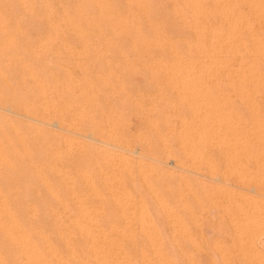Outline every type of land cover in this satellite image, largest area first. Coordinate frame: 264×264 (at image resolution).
<instances>
[{
    "label": "rangeland",
    "instance_id": "1",
    "mask_svg": "<svg viewBox=\"0 0 264 264\" xmlns=\"http://www.w3.org/2000/svg\"><path fill=\"white\" fill-rule=\"evenodd\" d=\"M10 1V2H9ZM15 1V2H14ZM20 1V2H19ZM27 1V2H26ZM31 1V2H30ZM34 0L32 2V0H0V66L2 70L0 68V92H3L0 94V110L4 111V112H0V233L2 234L3 231L8 232V231H16L20 228L23 227H28L31 225L32 226H44L43 230L41 231H37L31 234H28L27 237L23 238L22 241H20L21 243L17 244V245H4L1 243L0 241V264H12L13 261H15L14 259H16L17 256H21V255H32L35 252V248L36 246H46V244L48 245L49 243H53L54 241H56L58 238L60 239H66L67 240V245H65L62 250L64 252L67 251V253L73 252L74 250H76L75 248H77V246H81V243H85L91 247V249L89 250L91 253V257L90 260L88 261L90 264H130L131 261L128 260H119V259H115V257L112 255V252H114L115 250H117L118 248H122V250H124L125 248H129V246L133 247L135 246H146L148 247V250L150 251L149 254H147L148 256L144 258V261H140L138 264H160V262L162 260H167L168 264H227L226 259L222 256L221 253H218L217 250L215 251V249H219V252L223 251V253L226 255V257H228V260L231 261L232 259H235L237 262H239L240 264L244 263L245 261L243 259H239L237 257L236 254V236H235V232L233 227L230 225V223L228 222V220H226V217L224 218V215L222 214V208L224 207L223 204L225 205L227 203V197H221L218 198L217 196L219 195L218 192V186L219 187H225V188H230V186L232 185V187L230 189H234L236 188L235 184H237L238 180L237 177L234 175H226L224 177V182H220L221 180H215V178H212L210 176V172L212 173V168L218 170V172H220L219 174L224 173V171H226L227 169H229L230 167L227 165V163L224 160L223 157V149L221 147H213L211 145H205V143H198L199 141L196 139H199L201 136L198 132L201 131V127L203 124V120L205 118H203V116L205 114H202L203 112H205L206 110L203 109L202 111V107L203 108H210L212 110V108L209 105V101H207V94H212V103H215L216 98H218V90H219V86L218 84L216 85V83H214L215 78L213 77L215 74L214 68V64L212 62H214V60L212 59L213 56L210 53H213V50H215V41L216 40H212V39H216L213 38L215 37L213 34V36L211 37L209 34L208 29L207 30H198L194 29L195 26H198L200 24H204L207 23L206 21H204V23L200 20L198 21V19L192 17L189 13V5L186 3V0H151V2H153L151 4V2H149L148 0H135V2L137 1V3L134 2V0H129V2L131 4H127L128 0H125L126 2H124V0H106L105 3L102 4L101 0ZM48 1V2H47ZM59 1V2H58ZM62 1V2H61ZM69 1V2H67ZM85 1V2H84ZM123 1V2H122ZM185 1V2H184ZM47 2V3H46ZM64 2V3H63ZM75 2V3H74ZM78 4H77V3ZM101 2V3H100ZM111 2V3H110ZM114 2V4L112 3ZM120 2V3H119ZM128 2V3H129ZM160 2V3H159ZM163 2V3H162ZM168 2V3H167ZM176 4H175V3ZM28 5H27V4ZM32 5H31V4ZM38 3V4H36ZM52 3V4H50ZM54 4L55 8H54ZM67 3V4H66ZM81 3V4H80ZM83 3V4H82ZM123 3V4H121ZM125 3V4H124ZM133 3V4H132ZM183 3V4H182ZM34 4V6H33ZM36 4V5H35ZM61 4V6H60ZM66 4V5H65ZM75 4V5H74ZM80 4V7H79ZM86 4V5H85ZM99 4V5H98ZM106 4V5H105ZM113 4V5H111ZM118 4V5H117ZM135 4V5H134ZM141 4V5H140ZM160 4V6H159ZM162 4V5H161ZM173 4V5H171ZM10 7H8V6ZM28 7H27V6ZM51 5V6H50ZM149 5V6H148ZM151 5V6H150ZM169 5V6H168ZM177 5V7H175ZM15 6V7H13ZM33 7V8H30ZM101 6V7H100ZM105 6V7H102ZM123 8H122V7ZM127 6V7H126ZM128 6L130 7L128 10ZM132 6V7H131ZM135 8H134V7ZM137 6V7H136ZM146 6V7H145ZM159 6V7H158ZM167 6V7H166ZM179 6V7H178ZM239 6H241L239 4ZM38 7V8H37ZM52 7V8H51ZM61 7V8H60ZM64 7V8H63ZM77 7V8H76ZM90 7V8H88ZM106 7L108 9H106ZM115 7V8H114ZM116 7L118 8L119 11H117ZM125 7V8H124ZM139 7V8H138ZM145 7V8H144ZM150 7V8H149ZM156 7H158V9H156ZM163 7V8H162ZM172 7V8H171ZM183 7V8H181ZM29 8V9H26ZM35 8L37 10V12L35 11ZM70 8V9H69ZM81 8H84L86 10H83ZM127 8V9H126ZM134 8V9H133ZM142 8V9H141ZM168 8V10H167ZM178 9L176 11V9ZM188 8V9H187ZM2 9V10H1ZM24 9V10H23ZM32 9V10H30ZM58 10L59 12L55 11ZM66 9V10H65ZM79 9V11H78ZM96 9V10H95ZM125 9V10H124ZM135 9H138L139 11H135ZM145 9L148 11H145ZM152 9V11H151ZM161 9V10H160ZM27 10V11H26ZM30 10V11H29ZM47 10V11H45ZM53 12H52V11ZM66 14H65V11ZM77 10V11H76ZM101 10L103 12H101ZM142 10V11H140ZM164 10V11H163ZM172 12H171V11ZM176 12H175V11ZM180 10V12H179ZM185 10V11H183ZM188 10V11H187ZM21 11V12H20ZM41 11V13H40ZM55 11V12H54ZM63 13H62V12ZM68 11L70 12V15L68 13ZM83 11V12H82ZM85 11V12H84ZM89 11V12H88ZM109 11V13H108ZM112 11V12H111ZM120 11H123V14ZM126 11V12H125ZM130 11V13H128ZM160 11V12H159ZM163 11V12H162ZM168 11V12H166ZM22 12H24L22 15ZM25 12H26V16H25ZM30 12V13H29ZM33 12V13H32ZM48 12V13H47ZM51 12V13H50ZM79 12V13H78ZM114 12V13H113ZM135 12V13H133ZM151 12V13H150ZM186 14H184V13ZM21 13V14H19ZM29 13V14H28ZM36 13V14H35ZM45 13V14H44ZM58 13H60L61 15H58ZM84 13V14H82ZM87 13V14H86ZM91 13V14H90ZM101 13V14H100ZM107 13V14H106ZM115 15H113V14ZM125 13V16H124ZM140 13V14H139ZM145 13V14H144ZM149 13V14H148ZM157 13V14H156ZM171 13H175L172 14ZM191 13V12H190ZM35 14V16L33 15ZM52 14V15H51ZM63 14V16H62ZM82 14V15H81ZM97 14V16H96ZM110 14V15H109ZM137 14V17L135 16ZM139 14V15H138ZM144 14V15H143ZM147 14V15H146ZM180 14V15H179ZM12 15V16H11ZM45 15V16H44ZM69 17H68V16ZM73 17H72V16ZM100 15V16H99ZM110 17L108 16H111ZM131 15V16H130ZM134 15V16H132ZM142 15V16H141ZM146 15V16H145ZM7 16L6 19H4ZM9 16V17H8ZM28 16V17H27ZM54 16V18L52 17ZM57 16V17H55ZM61 16V17H60ZM74 16H76L77 18H75ZM88 16V18L86 17ZM124 16V17H122ZM127 16V17H126ZM170 16V17H169ZM189 16V17H188ZM12 17V18H10ZM52 17V18H51ZM65 17V18H62ZM91 17V19L89 18ZM95 17V19L93 18ZM99 17V18H97ZM109 19H107V18ZM141 17V18H139ZM182 17V18H181ZM187 17V18H186ZM11 20V22L9 21V19ZM23 18V21L22 19ZM81 18V19H80ZM97 18V19H96ZM125 18V19H124ZM128 18V20H127ZM148 21L147 23V20ZM150 18V19H149ZM158 18V20H157ZM161 18V19H160ZM4 19V20H3ZM8 19V20H7ZM14 19V21L12 20ZM17 19V20H16ZM25 19V20H24ZM49 19V21H48ZM52 19V20H51ZM54 19V20H53ZM59 19V20H57ZM61 19V20H60ZM71 19V20H69ZM74 19V20H72ZM87 19V21H86ZM93 20L90 21V20ZM100 19V20H99ZM143 19V20H142ZM164 19V20H162ZM47 20V22H46ZM64 22H63V21ZM66 20V21H65ZM69 20V21H68ZM85 22H84V21ZM162 23H160V21ZM5 23H4V22ZM20 21V23H19ZM61 23H59V22ZM77 21V22H76ZM82 21V22H81ZM95 21V22H94ZM99 21V23H98ZM107 21V22H106ZM111 21V23H110ZM113 21V22H112ZM118 21V23L116 22ZM157 21V22H156ZM195 21V22H193ZM219 21H223L218 20ZM56 22V23H55ZM67 22V23H66ZM90 22V23H88ZM101 22V23H100ZM128 22V24H127ZM159 22V23H158ZM189 22V23H188ZM198 22V23H197ZM200 22V23H199ZM202 22V23H201ZM209 24H211V21H208ZM26 23V24H25ZM55 23V24H54ZM58 23V24H57ZM75 23V24H74ZM79 23L78 27L77 24ZM81 23H83L81 25ZM95 23V24H93ZM113 23V24H112ZM121 23V24H120ZM123 23V24H122ZM130 23V25H129ZM141 23V24H140ZM150 23V24H149ZM222 25V22H220ZM216 24V25H220ZM5 24V25H4ZM12 24V25H11ZM21 24V25H20ZM23 24V25H22ZM60 24V25H59ZM73 24V25H72ZM95 26H93V25ZM148 24V25H147ZM186 24V25H185ZM190 24V25H189ZM194 24V25H193ZM196 24V25H195ZM208 24V23H207ZM205 24V25H207ZM16 25V26H15ZM25 25V27H24ZM62 25L64 26V28L62 27ZM71 25V26H70ZM76 27H75V26ZM93 26L91 28V26ZM132 25V26H131ZM135 25V26H133ZM154 25V26H153ZM161 25V26H160ZM193 25V26H192ZM21 26V27H20ZM55 26V28H54ZM62 29H60L61 27ZM66 26H68L66 28ZM81 26V27H80ZM86 29L85 31L82 30L83 28ZM111 28H110V27ZM115 26V27H114ZM143 26V27H142ZM152 26V27H151ZM156 26V27H155ZM192 26V27H191ZM7 29H4L6 28ZM9 27V28H8ZM32 29H30V28ZM54 29H53V28ZM59 27V28H58ZM72 27V28H71ZM73 27L75 29H73ZM86 27V28H85ZM91 29H90V28ZM100 27V28H99ZM108 27V28H107ZM117 27V29H116ZM120 27V30H118ZM155 27V28H153ZM160 27V28H159ZM162 27V29H161ZM185 27H189L190 30L186 29ZM16 28V29H14ZM30 30H29V29ZM97 30H95V29ZM193 28V29H192ZM14 29V30H13ZM59 29V30H58ZM64 29V31L62 32V30ZM81 29V30H79ZM90 29V31H89ZM128 29V30H127ZM137 29V31H136ZM149 29V30H148ZM152 29V30H150ZM157 31V33L153 30ZM22 30V31H21ZM27 30V31H26ZM48 30V31H47ZM50 30V31H49ZM66 30H67V35H66ZM73 30V31H72ZM94 30V31H93ZM99 30V31H98ZM104 30L106 32H104ZM117 30V31H115ZM123 33H122V31ZM142 30V31H141ZM146 33H145V31ZM148 30V31H147ZM165 35H163L160 31ZM168 32H167V31ZM193 30V33L191 32ZM16 31V33H15ZM29 31V32H28ZM32 31V32H31ZM34 31V34L32 35ZM37 31V33H36ZM56 31V32H55ZM60 32V37L58 36V33ZM81 31V32H80ZM87 31V32H86ZM126 31V32H125ZM129 31V32H128ZM153 33H152V32ZM170 31V32H169ZM207 32L205 34V32ZM222 31L224 32L225 30H223L222 27ZM9 32V33H8ZM25 32V33H22ZM41 32V35H40ZM49 32V33H47ZM51 32L53 34H51ZM56 34H55V33ZM58 32V33H57ZM82 32L85 33L82 36ZM95 32V33H94ZM120 32V33H119ZM141 32V33H140ZM159 32V34H158ZM188 32V33H187ZM226 32V31H225ZM63 33V34H61ZM73 33V34H72ZM79 33V34H78ZM98 33V34H96ZM129 33V34H128ZM136 33V34H135ZM146 35H144V34ZM152 33V34H151ZM155 33V34H154ZM169 33V35H168ZM186 35H184V34ZM193 35H191V34ZM196 33V35H195ZM198 33V34H197ZM16 37H15V35ZM44 34V36H43ZM90 34V35H88ZM129 36H128V35ZM139 34V35H137ZM154 34V35H153ZM158 34V35H157ZM202 35L201 37L199 36ZM209 34V35H207ZM10 35V36H8ZM18 35V36H17ZM21 35V36H20ZM43 40H40V37ZM54 35V36H53ZM63 35V36H62ZM76 35V36H75ZM100 35V36H99ZM142 35V36H140ZM148 35V36H147ZM153 35V36H152ZM163 35V37L165 38H161L160 36ZM171 35V36H170ZM190 35V36H189ZM195 35V36H194ZM207 35V36H206ZM5 36V37H4ZM14 36V37H13ZM53 36V38L51 37ZM56 36V37H55ZM62 36V37H61ZM65 36V37H64ZM128 36V37H127ZM135 36V37H134ZM137 36H140V38H138ZM145 36V37H144ZM149 36H152V40H150V38H147ZM156 36V37H155ZM187 36L189 38H187ZM191 36H193L192 38H190ZM198 36V37H197ZM208 38L205 40V38ZM210 36V37H209ZM10 37V38H8ZM44 37V38H43ZM57 39H55V38ZM86 37V38H85ZM94 37V38H93ZM101 37V38H100ZM147 38V40H143L142 39ZM12 38H17V40H13ZM51 38V39H50ZM68 41H66L65 39ZM91 42H89L90 40ZM96 38V41H95ZM138 38V39H137ZM163 41H159L161 39ZM169 38V39H168ZM170 38H172L170 40ZM185 38V39H184ZM187 38V39H186ZM203 42H202V40ZM212 38V39H211ZM9 39V40H8ZM21 39V41L19 40ZM25 39V40H24ZM27 39V40H26ZM50 39V41H49ZM55 39V41L53 42V40ZM62 41H61V40ZM86 39V40H83ZM98 39V40H97ZM105 39V42H104ZM135 39H137L135 41ZM140 39V40H139ZM178 39V41H177ZM190 39V42L189 40ZM3 40V41H2ZM30 42H29V41ZM64 40V41H63ZM101 40V41H100ZM133 40V42H132ZM167 40V41H166ZM191 40H195V41H191ZM198 40V41H197ZM207 40H211L210 42ZM9 41V42H8ZM41 41V42H40ZM81 41V42H80ZM100 41V42H99ZM107 41V43H106ZM110 43H109V42ZM155 41V42H154ZM157 41V42H156ZM171 41V42H170ZM182 45H181V43ZM183 41V42H182ZM199 41H201V44H199ZM208 43H207V42ZM2 42V43H1ZM4 42H7L4 44ZM13 42H16L17 44H13ZM19 42V43H18ZM21 42V43H20ZM46 44H43V43ZM53 42V43H52ZM58 42L61 44H58ZM63 44H62V43ZM65 42V44H64ZM86 42V43H85ZM89 42V43H88ZM97 42V43H94ZM150 42V43H149ZM170 42V43H167ZM192 42V43H191ZM196 42V43H195ZM37 43V44H36ZM41 43V45H40ZM52 43V45H51ZM145 43V44H143ZM147 43V44H146ZM153 45H152V44ZM156 43V44H155ZM161 45H159V44ZM191 43V46L193 47L188 49ZM27 44V45H26ZM50 46H48V45ZM57 47H55L56 45ZM82 44V45H80ZM97 44V45H96ZM102 44V45H101ZM135 44V45H133ZM137 44V45H136ZM142 44V45H141ZM158 44V45H157ZM167 44V45H166ZM170 44V45H169ZM177 44V46L175 45ZM206 46H205V45ZM212 44H214L213 46H211ZM10 45V46H9ZM16 45V47H15ZM25 45V46H23ZM30 45V46H29ZM59 45V47H58ZM64 45V46H63ZM69 45V46H68ZM88 45V46H87ZM96 45V47H95ZM100 47H99V46ZM106 45V46H105ZM150 45V46H149ZM152 45V46H151ZM157 47H156V46ZM172 46L167 47V46ZM185 45V46H184ZM201 45V46H198ZM20 46H22V48H20ZM81 48H79V47ZM103 46V47H102ZM155 46V47H154ZM161 46V47H160ZM165 47V49L163 47ZM175 48H174V47ZM188 46V47H187ZM204 46V47H203ZM209 46V47H208ZM12 47V48H11ZM14 47V48H13ZM26 47V49H25ZM33 47V48H32ZM37 47V48H36ZM44 49H43V48ZM53 47V49H52ZM83 47H84V51H83ZM99 47V48H98ZM139 47V48H138ZM142 47V48H141ZM147 47V48H146ZM184 47V49H183ZM200 47L202 48V50H200ZM208 49H205V48ZM212 47V48H211ZM214 47V48H213ZM8 48V49H7ZM19 48V49H18ZM37 51H35L34 50ZM47 48V49H45ZM49 48V51H48ZM55 48V49H54ZM58 48V49H57ZM88 48V49H87ZM141 48V50H140ZM170 48V49H169ZM173 48V50H172ZM178 48V49H176ZM180 48V49H179ZM182 48V49H181ZM186 48V50H185ZM7 49V51H6ZM57 49V50H56ZM81 49V50H80ZM138 51H137V50ZM152 49V50H151ZM156 49V50H155ZM159 49V50H158ZM161 49V50H160ZM167 49L169 51H167ZM176 49V50H175ZM188 49V50H187ZM204 49V50H203ZM15 50V51H14ZM17 50V51H16ZM25 50V51H24ZM40 52H39V51ZM53 50V51H52ZM163 50H165L163 52ZM175 50V53L172 51ZM190 50V51H189ZM197 50H199L197 52ZM206 50H212V51H208L207 53ZM21 53H18V52ZM34 52L31 54V52ZM158 51V52H157ZM182 51V52H181ZM186 51V52H185ZM202 53H201V52ZM15 54H13V53ZM85 52V53H83ZM155 52V53H154ZM161 52V53H160ZM167 52H168V56H167ZM181 52V54L179 55V53ZM190 53V54H187ZM195 52V54H194ZM210 52V53H209ZM17 53V54H16ZM39 53L42 55H39ZM45 55H43V54ZM90 53V54H89ZM102 53V54H101ZM165 53V55H163ZM171 53V54H170ZM182 53H186L185 55H183ZM200 53V54H198ZM209 53V54H208ZM10 54V55H9ZM23 54V56H22ZM26 54V55H25ZM28 54V55H27ZM94 54V55H93ZM104 54V55H103ZM153 54H155L156 56H152ZM177 54V55H176ZM202 54V58L201 57ZM208 54V55H207ZM12 55V57H11ZM39 55V56H38ZM75 55V56H74ZM91 55V56H90ZM100 56V57H95V56ZM103 55V56H102ZM107 55V56H105ZM174 55L173 58H170V56ZM190 55V56H189ZM4 56V57H3ZM15 58H14V57ZM17 56V57H16ZM25 56V58H24ZM27 56V57H26ZM35 56V57H34ZM73 56L76 58L73 59ZM162 56V57H161ZM165 58H164V57ZM186 56V57H185ZM188 56V57H187ZM193 56V57H192ZM195 56V57H194ZM199 58H197V57ZM205 56V57H204ZM208 56V57H206ZM210 56V57H209ZM2 57V58H1ZM19 57V58H18ZM87 57V58H86ZM156 57V58H154ZM160 57V58H159ZM169 57V58H168ZM38 58V59H37ZM72 60H71V59ZM92 58V59H91ZM101 58V59H99ZM120 58V64L117 63V59ZM161 62H160V60ZM181 58H187V60L181 59ZM190 58V60H189ZM195 58V60H194ZM208 58V59H207ZM65 59V60H64ZM80 59V60H79ZM158 59V60H157ZM170 59V60H168ZM178 59V60H177ZM180 59V60H179ZM198 59V60H197ZM206 59V60H204ZM4 60V61H3ZM11 60V62H10ZM16 60V61H15ZM21 60V61H20ZM26 60V62H25ZM28 60V61H27ZM33 60V61H32ZM90 60V61H89ZM98 60V61H95ZM103 60V61H102ZM116 60V62L114 63V61ZM122 60V61H121ZM156 60V62H155ZM163 60V61H162ZM165 60H167L166 62H164ZM201 62H200V61ZM213 60V61H212ZM18 61V62H17ZM33 63H32V62ZM67 61V62H65ZM69 61V62H68ZM92 61V62H91ZM106 61V62H105ZM108 61H110L108 63ZM112 61V62H111ZM180 61V63H179ZM189 61V62H188ZM204 61V63H203ZM207 63H206V62ZM211 61V62H209ZM9 62V63H8ZM17 62V63H16ZM36 62V63H35ZM41 64H40V63ZM103 62V63H102ZM122 62V63H121ZM153 62H155V64H152ZM168 62V63H167ZM171 62V63H169ZM178 62V63H177ZM183 62V63H181ZM184 62H188L185 63ZM194 64H193V63ZM196 62V63H195ZM11 63H13L11 65ZM16 65H15V64ZM27 63V64H26ZM93 63V64H92ZM107 67H106V65ZM159 66H158V64ZM199 63V64H198ZM210 63H211V67H210ZM2 64V65H1ZM34 64V65H33ZM36 64V65H35ZM96 64V65H95ZM101 64V65H99ZM111 64V66L109 65ZM157 64V65H156ZM165 64V65H164ZM175 64V65H173ZM188 69H186V68ZM190 64V65H189ZM193 64V66H192ZM197 64V66L195 65ZM209 64V65H208ZM26 65V66H25ZM105 67H102V66ZM117 65V66H116ZM162 65L166 66L162 68ZM171 67V69L168 67ZM200 65V66H199ZM208 65V66H207ZM37 66V67H36ZM101 66V67H100ZM116 66V67H115ZM157 66V67H156ZM181 66V67H179ZM190 66V67H189ZM199 66V67H198ZM214 66V67H213ZM4 67V68H3ZM11 67V68H10ZM13 67V68H12ZM17 67V68H16ZM36 68L37 70L39 69V71H34V68ZM114 67L116 69H118L117 71L114 69ZM178 67V68H177ZM195 67L198 69L196 70ZM202 71L201 72H196V71H200V68ZM207 67V68H206ZM20 68V70H19ZM107 68V69H106ZM111 68V69H110ZM120 68V69H119ZM162 68V69H161ZM167 68V70H166ZM173 68V69H172ZM184 68V69H183ZM194 68V69H193ZM213 68V69H211ZM170 72H169V70ZM179 69V70H177ZM182 69V70H181ZM206 69V70H204ZM210 69V70H209ZM216 69V68H215ZM101 70V71H100ZM173 70V71H172ZM177 70V71H176ZM188 70V71H187ZM191 70V71H189ZM195 70V71H194ZM209 72H208V71ZM20 71V72H19ZM25 71V72H24ZM31 71V72H30ZM33 71V72H32ZM113 71V72H111ZM164 71H168L169 73H171V75L168 72H164ZM183 71V72H182ZM207 71V72H206ZM264 71V68L263 70ZM4 72V73H3ZM9 72V73H8ZM17 72V73H16ZM108 72V73H107ZM173 72V73H172ZM186 72V75H184ZM195 73L197 75L194 76L193 79L192 77H190L192 74L189 73ZM210 72H214L212 74ZM7 73V74H5ZM15 73V74H14ZM20 73V74H18ZM44 73V75H48L50 77V79L52 81H50V79H48L49 77L47 76L46 79V75H45V79L44 75L42 74ZM102 73V75H101ZM175 73V74H174ZM180 73V74H179ZM3 74V75H2ZM26 74V75H23ZM36 74V76H35ZM53 74H55L56 76H54ZM93 74V75H92ZM166 74V75H165ZM174 77H170V76ZM182 74V75H181ZM190 76H187V75ZM204 74L206 77H204ZM211 74V75H209ZM33 75L35 78H33ZM42 75V76H41ZM52 75V76H51ZM107 75V76H106ZM108 75H111L112 77L107 78ZM170 75V76H169ZM182 76V77H178V76ZM201 77H199V76ZM5 76V77H4ZM20 76V77H19ZM28 76V77H27ZM38 76V78H37ZM92 78V81L91 78ZM94 76V78H93ZM106 76V77H105ZM166 76V77H165ZM184 76V77H183ZM187 76V78H186ZM4 77V78H3ZM10 79H9V78ZM25 77V78H24ZM30 77L32 79H30ZM54 77V78H53ZM99 77V79L97 78ZM101 77V78H100ZM103 77V78H102ZM114 77V79H113ZM164 77V78H163ZM189 77V78H188ZM198 77V78H197ZM213 79H211V78ZM8 78V79H7ZM37 78V79H36ZM66 80H65V79ZM90 80H89V79ZM112 78V79H111ZM204 78V79H202ZM20 79V81H18ZM24 79V80H23ZM55 79V80H54ZM59 79V80H57ZM73 79V80H72ZM75 79V80H74ZM98 82H93L96 80ZM102 79V80H101ZM104 79V80H103ZM105 79H109L107 80V82L105 81ZM168 79V80H167ZM174 79V80H173ZM178 79V81L176 80ZM182 79V80H180ZM189 79V80H188ZM198 79V82H196L195 80ZM201 79V83L199 82ZM207 79V81H206ZM209 79V80H208ZM12 80V81H11ZM42 82H41V81ZM45 80V82H44ZM49 84H48V82ZM85 80H88V82H92L86 83ZM111 80H113V82H110ZM176 80V81H175ZM185 80V81H184ZM205 80V81H204ZM211 80V81H210ZM38 81V82H37ZM40 81V82H39ZM65 81V82H64ZM85 81V82H84ZM100 81V83H99ZM116 81V82H114ZM173 81V82H172ZM183 81V82H181ZM191 81H194L191 83ZM13 82V83H12ZM19 82V83H18ZM24 82V83H23ZM30 82V83H29ZM54 82V83H53ZM57 82V83H56ZM67 82V83H66ZM75 82V83H74ZM105 84H104V83ZM110 82V83H109ZM172 82V83H171ZM176 82V84H174ZM178 82V83H177ZM180 82V83H179ZM210 82V83H209ZM3 83V84H2ZM44 83V84H43ZM66 83V84H65ZM69 83H71L69 85ZM84 83V84H83ZM85 83L87 84L86 86ZM115 83V84H114ZM118 83V84H116ZM182 83V84H181ZM188 83V84H187ZM197 83L199 84L198 86H196ZM204 83H206V85H204ZM209 83V84H207ZM214 83V86H213ZM56 84V85H55ZM68 84V85H67ZM77 84V86L75 85ZM93 84V87H91ZM98 86H96V85ZM108 84V85H107ZM111 84V87L110 85ZM115 85L117 86V89L115 87V89L113 88ZM171 84V85H169ZM203 84V85H202ZM212 86H211V85ZM11 85V86H10ZM27 87H26V86ZM44 85V86H43ZM50 85V86H49ZM74 87H71L73 86ZM80 85V87H79ZM82 85V86H81ZM90 85V86H88ZM107 85V86H106ZM168 85V86H167ZM181 85V86H179ZM185 85V87H183ZM193 85V86H192ZM210 85V86H208ZM5 86V87H4ZM16 88H15V87ZM42 86V87H41ZM53 88H52V87ZM56 86V87H54ZM103 86V87H102ZM109 86V87H108ZM171 86V87H170ZM178 86V87H175ZM202 86V89H200L201 91H199L198 88H200ZM204 86V87H203ZM208 86V87H206ZM218 90H217V88ZM37 87V89H36ZM40 87V88H39ZM44 87V88H43ZM46 87V88H45ZM67 89H66V88ZM72 88L71 89H69ZM79 87V88H78ZM104 87H106V89H104V91H102ZM110 91H109V89ZM180 87V89H179ZM189 87V88H188ZM191 87V88H190ZM193 87V88H192ZM206 87V89H205ZM213 89L212 91L216 92L213 93L212 91H209V89ZM39 88V89H38ZM56 88V89H55ZM94 88V90H93ZM96 88V89H95ZM100 88V89H99ZM118 88H121L120 90ZM176 89L175 91H173L172 89ZM14 89V90H13ZM27 89V90H26ZM30 89V91H29ZM43 89V90H42ZM46 89V90H45ZM53 89V90H52ZM65 89V90H64ZM84 89V90H83ZM169 89V90H168ZM189 89V93L188 90ZM192 89V90H191ZM196 89V90H195ZM204 89V91H203ZM210 89V90H211ZM215 89V90H214ZM36 90V91H35ZM54 92H51V91ZM56 90V91H55ZM93 90V91H92ZM102 92H101V91ZM115 92H112V91ZM178 90V91H177ZM185 90V91H183ZM198 91L195 92V91ZM23 91V92H22ZM39 91V92H37ZM42 91V92H41ZM51 92L50 94H48L47 92ZM65 93H64V92ZM70 91V94L69 92ZM87 91V92H86ZM89 91L91 92V94L89 93ZM99 91V92H98ZM119 91V92H118ZM173 91V92H172ZM181 91L180 95L175 96V94H179ZM187 91V92H186ZM206 91H208V93L206 94ZM6 92V93H5ZM17 92L18 93V100L15 103V101H12L13 99L10 97L11 95L13 96V93ZM46 92V93H45ZM57 92V93H56ZM73 94H72V93ZM76 92V93H75ZM172 92V93H171ZM184 92H186L184 94ZM193 92H195L196 94H194ZM201 92V93H200ZM5 93V94H4ZM24 93V94H23ZM28 93V95L26 94ZM68 93V94H66ZM87 93V94H86ZM98 93V94H97ZM161 93V94H160ZM171 93V94H170ZM202 93L205 94L202 96ZM10 94V95H9ZM23 94V95H21ZM41 94V96H43V98L39 95ZM43 94V95H42ZM45 94V95H44ZM58 94V95H57ZM62 94V95H61ZM64 94V95H63ZM95 94V95H93ZM100 94V95H99ZM198 94V95H197ZM201 94V95H200ZM214 94V95H213ZM217 97H216V95ZM7 95V96H6ZM26 95V96H25ZM52 95V97H51ZM57 96L56 97H53ZM61 95V96H59ZM68 95V96H67ZM88 95H90L88 97ZM97 95V96H96ZM172 95V96H171ZM196 95V99L199 100L197 101L198 103L200 102L202 98V104L200 105L197 104V102L195 101V96ZM200 95V96H199ZM21 96H23V100H21ZM37 96V97H36ZM40 96V98H39ZM66 96V97H64ZM71 99H70V97ZM76 96V97H75ZM80 96V97H78ZM95 96L96 99L93 97ZM189 96V97H188ZM202 96V97H201ZM205 96V97H204ZM47 97V98H46ZM59 97V99H58ZM177 97V98H176ZM191 97V99H189ZM204 97V98H203ZM214 97V98H213ZM4 98V99H3ZM38 98L40 101H38ZM42 98V99H41ZM54 98V99H53ZM60 102H58L56 99ZM63 98H66L65 101ZM74 98V99H73ZM76 98V99H75ZM179 98V99H178ZM206 98V99H205ZM255 98V99H254ZM6 99V101H5ZM8 99V100H7ZM47 99V100H45ZM70 102H69V100ZM72 99L74 100V102L72 101ZM106 99V100H105ZM205 99L206 100V104L205 102H203ZM261 99V100H260ZM28 100V101H26ZM44 100V101H43ZM50 100V101H49ZM52 100V101H51ZM63 100V102L61 101ZM92 100V101H91ZM104 100V101H103ZM191 100V101H190ZM209 100V99H208ZM254 100V101H253ZM1 101H3L1 103ZM12 101V102H11ZM25 101V102H24ZM33 101V102H32ZM35 101V102H34ZM96 101V102H95ZM214 101V102H213ZM253 101V102H252ZM23 102V103H22ZM62 102V103H61ZM73 102V103H72ZM91 102V103H90ZM210 102V104H211ZM5 103V105H4ZM9 103V104H8ZM14 103L15 105L11 104ZM34 103V104H32ZM57 103V104H56ZM60 103V104H59ZM67 103V104H66ZM69 103V105H68ZM71 103V104H70ZM193 103H195L194 105H199V106H195L193 105ZM205 103V104H204ZM237 103L240 105L239 110H238V114L240 113L239 116L242 117L243 120H245L247 122V119H244L246 117H248V121H250L252 115L253 116H260L264 119V98L259 96H253L252 99L247 100L246 102H239L237 101ZM44 104V105H43ZM51 106L50 110H49V106ZM65 104V105H64ZM91 104V105H90ZM96 104V105H95ZM98 104V105H97ZM107 106H103V105ZM251 104V105H250ZM255 104H257V107ZM14 106L13 109H15L16 112H12L9 111L7 108L11 106ZM18 105V107H17ZM24 105V106H23ZM27 105V107L25 106ZM59 105V106H58ZM90 105V106H89ZM94 105V107H93ZM100 105V106H99ZM188 105V106H187ZM193 105V106H192ZM205 105V107H204ZM248 105V106H247ZM23 106V107H22ZM31 106V107H30ZM37 106V107H36ZM57 106V107H55ZM62 106V107H60ZM64 106V107H63ZM68 106V107H67ZM79 106V108H78ZM87 107L86 109L84 107ZM99 106V107H98ZM252 106H256L257 108H253ZM3 107V108H2ZM33 107V108H32ZM40 107V108H39ZM69 109H66V108ZM83 107V108H82ZM91 107V108H90ZM106 107V108H105ZM190 107H193L190 109ZM198 107V108H197ZM199 107L201 108V110L198 111ZM248 107V108H246ZM250 107V108H249ZM29 108V109H28ZM38 108V110L36 109ZM46 108V109H45ZM62 108L63 112H62ZM72 108V109H71ZM99 108V110H98ZM105 108L104 111H102L101 109ZM108 108V109H107ZM195 108V109H194ZM4 109V110H3ZM17 109V110H16ZM25 110V113H23L22 111ZM31 109V110H30ZM42 110V111H39ZM59 109V110H58ZM66 109V110H65ZM92 109V110H91ZM178 109V110H177ZM241 109V110H240ZM256 111H255V110ZM49 110V111H48ZM72 110V111H70ZM77 110V111H75ZM90 110V113H89ZM172 110V111H170ZM177 110V113H174V111ZM205 110V111H204ZM210 110V111H211ZM254 110V111H253ZM260 110V111H259ZM27 111V112H26ZM30 111V112H29ZM34 111H38L35 112ZM57 111V113H56ZM60 111V112H59ZM65 111V112H64ZM102 111V112H101ZM156 111V112H155ZM179 111L182 113H179ZM201 111V113H199ZM7 112L12 115L10 116L9 114H7ZM48 112V113H47ZM52 112V113H51ZM71 112V113H70ZM76 112V114H75ZM109 112V114H108ZM147 112V113H145ZM151 112V113H150ZM155 112V113H154ZM176 112V111H175ZM243 112V115H241ZM249 112V113H248ZM259 112V114L257 113ZM2 113V114H1ZM33 113V114H31ZM41 113V114H40ZM49 113H51L52 115H50ZM64 115H63V114ZM69 113L70 114V118H69ZM73 113V115H72ZM82 113V114H81ZM89 113V114H88ZM93 113V114H91ZM96 113V114H95ZM104 113V114H103ZM107 113V114H106ZM144 116L147 118H143V114ZM165 113L166 116H165ZM174 113V115L172 114ZM24 114V115H23ZM43 114H47L46 116ZM79 114V115H77ZM88 114V115H86ZM113 114V115H112ZM146 114L149 116L147 117ZM153 114H159L158 115H153L154 117H152L151 115ZM176 114V116H175ZM184 114V115H183ZM198 114L199 117H198ZM252 114V115H251ZM9 115V117H8ZM33 115V116H32ZM36 115V116H35ZM42 117H41V116ZM54 115H57L59 117H56ZM63 115V116H62ZM85 117H82L84 116ZM96 115V116H95ZM104 115V116H103ZM111 115V116H110ZM161 115V117H160ZM187 115V116H186ZM197 115V116H196ZM3 116V117H2ZM7 116V117H6ZM29 116V117H28ZM39 116V117H38ZM50 118H49V117ZM77 116L79 117L77 119ZM91 116V118H90ZM95 116V117H94ZM103 116V117H102ZM106 116V117H105ZM110 116V118H109ZM115 116V117H114ZM182 118L183 120H181L180 118ZM182 116V117H181ZM193 116V117H192ZM244 116V117H243ZM246 116V117H245ZM6 117V118H5ZM11 117L12 120H9ZM18 117V118H17ZM21 117V118H20ZM26 119H23V118ZM33 117V118H32ZM45 117V118H44ZM62 117V118H61ZM65 117V118H64ZM68 117V118H67ZM93 117V118H92ZM185 117V118H184ZM187 117V118H186ZM197 117V118H196ZM201 117V118H200ZM8 118V119H7ZM36 118V119H35ZM44 120H43V119ZM47 118V121L45 120ZM54 120H53V119ZM75 120H74V119ZM89 118V119H88ZM95 118V119H94ZM104 118V119H103ZM113 118H115L113 120ZM118 118V119H117ZM149 118H151L149 120ZM155 118L157 120H155ZM161 120H160V119ZM200 118V119H199ZM3 119V120H2ZM18 119V121H17ZM40 119V120H38ZM94 119V120H93ZM97 119V121L95 122V120ZM109 119V120H106ZM153 119V120H152ZM173 119V120H171ZM190 119V121H189ZM195 121H193V120ZM201 120V124L200 127H198L199 125L197 124V122L200 123V121H196V120ZM8 120V121H7ZM14 120V121H13ZM16 120V121H15ZM20 120V121H19ZM23 120V121H22ZM29 120V122H28ZM57 120V121H56ZM63 120V121H61ZM67 120V121H66ZM69 120V123H68ZM82 120V121H81ZM87 120V121H85ZM90 120V121H89ZM93 120V121H92ZM99 120V123H98ZM166 120V121H165ZM170 120V121H169ZM181 120V121H179ZM13 121V123H12ZM33 121V122H32ZM53 121H55V123H53ZM59 121V122H58ZM71 121H75V123L71 122ZM78 121V123H77ZM109 123H108V122ZM113 121V124H111ZM117 121V122H116ZM159 124H158V122ZM164 121V122H162ZM168 121L170 123H168ZM174 123H173V122ZM176 121V123H175ZM184 121V123H183ZM188 121V122H187ZM192 121L195 123V125H197L196 127H198L197 129H194ZM11 122V123H10ZM21 122V123H20ZM24 122V123H23ZM34 122H36L34 124ZM38 122V123H37ZM58 122V123H57ZM63 124H62V123ZM66 122V125H65ZM81 125H80V123ZM83 122V123H82ZM102 122V123H101ZM120 122V123H119ZM155 122V124L153 123ZM191 122V123H189ZM17 123V125H16ZM33 123V124H32ZM40 123V124H39ZM72 123V124H71ZM78 125H77V124ZM85 123V124H84ZM89 123V124H88ZM149 123H152L149 124ZM184 125L183 128L186 127L185 130L182 129V127L180 126ZM183 123V124H182ZM23 127H21L20 126ZM39 124V125H38ZM43 124V125H41ZM59 124V125H58ZM61 124V125H60ZM67 124H69L67 126ZM75 124V125H74ZM92 124V125H91ZM95 124V125H94ZM104 124V125H103ZM122 124V125H121ZM158 124V125H157ZM181 127V131H180V127L178 129V125ZM191 124V126L189 125ZM4 125V127H3ZM9 125V126H8ZM11 125V126H10ZM15 125V126H14ZM41 125V126H40ZM48 125V127H47ZM57 125V126H55ZM74 125V126H73ZM80 125V127H79ZM101 125V126H100ZM112 125V126H111ZM115 125V128H114ZM119 125V127H118ZM148 125V126H147ZM151 125V126H150ZM154 125H156L157 127L152 128ZM168 125V126H167ZM194 125V126H195ZM6 126V127H5ZM19 126H20V130H19ZM64 126V128L62 127ZM76 126V127H75ZM78 126V127H77ZM83 127L82 130L81 128ZM96 126L98 127V129L96 128ZM104 126V127H103ZM108 126V128H107ZM121 126L123 128H121ZM52 127V128H51ZM74 127V130H73ZM139 127V128H138ZM146 127V128H145ZM148 127V128H147ZM159 127V129H158ZM162 127V128H161ZM164 127V129H163ZM167 127V128H166ZM170 127V128H169ZM173 127V128H171ZM176 127V129H175ZM197 130V131H192L191 130ZM8 128V129H7ZM14 128V129H13ZM35 128L36 131L35 132ZM39 128V130H38ZM42 128V129H41ZM76 128V129H75ZM101 128H103L101 130ZM114 128V129H113ZM118 128V129H117ZM144 128V129H143ZM153 130H152V129ZM161 128V129H160ZM5 131H4V130ZM16 129V131H15ZM23 129L24 132L21 130ZM31 129V130H30ZM47 129V130H46ZM50 129V130H49ZM53 129V130H52ZM57 129V130H55ZM84 131V132H79L78 131ZM97 129V130H96ZM113 129V130H112ZM125 129V131H124ZM148 129V130H147ZM163 129V130H162ZM169 131H168V130ZM173 129V130H172ZM42 130V131H40ZM52 130V131H51ZM60 130V131H59ZM87 130V131H86ZM90 130V131H89ZM100 130V131H99ZM104 130V131H103ZM117 130V131H115ZM176 130V131H175ZM189 130V131H188ZM7 131V132H6ZM13 131V132H11ZM17 131H21L19 132L21 135V139L20 136L18 137ZM40 131V132H39ZM47 131V132H46ZM58 131V132H57ZM62 131V132H61ZM64 132H67L63 134ZM96 131V133H95ZM111 131V132H110ZM150 134L149 136H144L146 133ZM162 131V132H161ZM166 131V132H164ZM174 131V132H173ZM192 131V133H191ZM10 132V133H9ZM15 132V133H14ZM26 132V133H25ZM53 132V133H52ZM73 132V133H71ZM103 132V133H101ZM110 132V133H109ZM114 132V133H113ZM119 132V133H116ZM124 132V133H123ZM144 132V133H143ZM149 132V133H148ZM153 132V133H152ZM170 132V133H169ZM173 132V133H172ZM184 134H183V133ZM194 132V133H193ZM198 132V133H197ZM9 133V134H8ZM12 133V134H11ZM25 133V134H22ZM40 135H36L39 134ZM43 133V134H42ZM58 133V134H57ZM71 133V134H68ZM93 133V134H92ZM99 133V134H98ZM113 133V134H112ZM123 133V134H122ZM126 133V135H124ZM157 133V134H156ZM160 133V135H158ZM164 136H163V134ZM169 133V134H167ZM172 133V134H171ZM180 133V134H178ZM188 133V134H187ZM190 133V134H189ZM2 134V135H1ZM28 134V135H27ZM62 134V136H61ZM88 134V135H86ZM110 134V135H109ZM116 134V135H114ZM146 134V135H147ZM171 134V135H170ZM192 134L194 136H192ZM195 134H198V136ZM12 137H10V136ZM15 135V136H14ZM43 135V136H42ZM51 135V136H50ZM53 135V136H52ZM60 135V136H59ZM67 135V136H66ZM78 135V136H77ZM94 135V136H93ZM100 135V136H99ZM103 135V136H102ZM108 135V136H107ZM154 135V136H153ZM168 135V136H167ZM174 135V136H173ZM179 135V136H178ZM182 135V136H181ZM191 135V136H189ZM30 136V137H29ZM40 136V137H38ZM56 136V137H55ZM76 136H77V140H76ZM82 138H80V137ZM91 136V137H90ZM114 136V137H113ZM121 136V137H119ZM124 136V137H123ZM126 136V137H125ZM200 136V137H199ZM14 137V139H13ZM16 137V139H15ZM24 137V139H23ZM30 139H29V138ZM37 137V138H36ZM47 137V138H46ZM66 137V139L64 138ZM93 137V138H92ZM108 142V140H110V142L105 143L106 141ZM108 137V138H107ZM118 137V139H117ZM145 137V138H144ZM162 137V138H160ZM168 137V138H167ZM175 137V139H173ZM180 139H178V138ZM184 140H182V138ZM185 137V138H184ZM188 137V138H186ZM198 137V138H197ZM4 138V139H3ZM11 138V139H10ZM41 138V139H40ZM61 138V139H60ZM68 138V139H67ZM86 138V139H83ZM89 138V139H88ZM98 138V139H97ZM101 138V139H100ZM110 138V139H109ZM112 138V139H111ZM121 138V139H120ZM153 138V139H151ZM165 138V139H164ZM177 138V139H176ZM191 138V139H190ZM196 141V145L200 146H190V141H193V139ZM9 139V140H8ZM12 139L15 141V143H13ZM26 139V141H25ZM58 141H57V140ZM88 139V140H87ZM103 139V140H102ZM147 139V140H146ZM150 139V140H149ZM155 139V140H154ZM158 139V140H157ZM162 139V140H160ZM187 139V141H186ZM7 143H6V141ZM30 144V141H34L31 142L30 146L28 145V141ZM54 144H51V141ZM56 140V141H55ZM65 142H63V141ZM86 140V141H85ZM116 140L117 141L116 143ZM124 140V141H122ZM141 140H144L141 141ZM149 140V141H148ZM170 140L172 143L171 144ZM176 140V141H175ZM3 141V142H2ZM5 141V143H4ZM19 141V142H17ZM25 141V144H24ZM37 141V143H36ZM49 141V142H48ZM55 141V142H54ZM72 141H74L72 143ZM89 143H88V142ZM112 141V142H111ZM122 141V142H121ZM147 141V143L145 144V142ZM153 141V142H151ZM160 141V142H159ZM184 141V143H183ZM194 141V143H195ZM198 141V142H197ZM21 142V143H20ZM43 142V144H42ZM47 142V143H46ZM57 142V144H56ZM61 142V143H60ZM68 142V144H67ZM70 142V143H69ZM124 142V144H123ZM135 142V143H134ZM160 144H159V143ZM165 144H163V143ZM179 142V143H178ZM181 142V143H180ZM4 143V146H3ZM46 143V144H45ZM49 143V144H48ZM65 143V144H63ZM77 143V145H76ZM83 143V144H82ZM85 143V144H84ZM88 143V145H87ZM101 143V144H98ZM141 143V144H140ZM151 145H150V144ZM11 144V145H10ZM17 144V146H16ZM23 144L25 146H23ZM40 145V148H38L37 146ZM48 144V145H47ZM70 144V145H69ZM73 144V145H72ZM91 144V145H90ZM105 144V146H104ZM145 144V145H144ZM156 144V145H155ZM158 144V145H157ZM170 144V145H169ZM184 144V145H183ZM189 147H186L188 146ZM200 144V145H199ZM21 145V146H20ZM28 145V146H26ZM37 145V146H36ZM43 145V146H42ZM46 145V146H45ZM58 145V146H57ZM60 145V146H59ZM63 145V146H61ZM67 145V146H66ZM75 145V146H74ZM86 145V146H85ZM107 145H110L111 148H109L110 146L106 147ZM124 145V146H123ZM126 145V147H125ZM149 146L150 148H147V146ZM163 149H161L162 147ZM2 146V147H1ZM9 146V147H8ZM56 149H55V147ZM65 146V147H64ZM70 146V147H68ZM102 146V147H101ZM122 146V147H121ZM152 146V148H151ZM161 147V148H158ZM165 146V147H164ZM167 146V147H166ZM170 146V147H169ZM173 146V147H172ZM5 147V148H4ZM18 147V148H17ZM28 147V148H27ZM50 147V149L48 148ZM53 147V148H52ZM80 147V148H79ZM86 149H85V148ZM92 147V148H91ZM98 147V148H97ZM119 147V149H118ZM172 149H168L171 148ZM264 147V146H263ZM3 148V149H2ZM26 148V149H24ZM38 148V149H37ZM68 148V150H67ZM70 148V149H69ZM89 148L91 149L89 152ZM93 148H95L93 150ZM106 148V149H105ZM108 148V149H107ZM113 148L115 149L114 151ZM127 148V149H125ZM143 150H142V149ZM146 148V149H145ZM156 148L157 150H154ZM189 148V149H188ZM196 148V149H195ZM7 149V150H6ZM53 149V150H52ZM59 149V151H58ZM62 149V150H60ZM75 151H74V150ZM85 149V150H82ZM101 149V150H100ZM104 149V150H103ZM111 149V150H110ZM118 149V150H117ZM123 149V150H120ZM141 149V150H140ZM151 149V150H149ZM200 152H199V150ZM13 153H12V151ZM20 150V151H19ZM24 150H26L24 152ZM48 150V151H47ZM58 151V152H55ZM66 150V151H65ZM81 150V151H80ZM96 150V152H94ZM98 150V151H97ZM100 151H102L100 154ZM109 150V151H108ZM163 150V151H162ZM167 150V151H166ZM173 150V151H172ZM184 150V151H183ZM219 150V151H218ZM264 152V148L262 149ZM30 151V152H29ZM35 153H34V152ZM65 153H64V152ZM74 154L71 155L73 152ZM85 151V152H84ZM110 153L108 154L107 153ZM118 151V152H117ZM122 151V152H121ZM127 156L126 160V156ZM133 151V152H132ZM144 153H143V152ZM154 151V152H153ZM161 153H160V152ZM169 151V152H168ZM181 151V152H180ZM188 151V152H187ZM196 151V152H195ZM203 151V152H202ZM221 151V152H220ZM23 152V153H22ZM37 152V153H36ZM51 152V153H50ZM60 152V153H59ZM63 152V154H61ZM72 152V153H71ZM80 152V153H79ZM92 152V153H91ZM112 152V154H111ZM142 152V153H141ZM166 152V153H165ZM174 152L175 155H172V153ZM191 152L194 153V155H191ZM8 153V154H5ZM16 153V155H15ZM22 155H20V154ZM31 153V154H28ZM83 153V154H81ZM87 155H85V154ZM94 153V154H93ZM120 153V154H118ZM155 153V154H153ZM161 155H160V154ZM163 153V154H162ZM170 153V155H169ZM178 153V154H176ZM196 153H198L196 155ZM200 153V154H199ZM205 153V155H203ZM4 154V155H3ZM19 156H18V155ZM48 154V155H47ZM61 154V155H60ZM115 154V155H114ZM147 154H149L150 156H146ZM157 154V155H156ZM166 154V155H165ZM190 154V155H188ZM10 157H9V156ZM25 155V156H24ZM30 155V156H29ZM58 155V157H56ZM62 155L66 157V160L64 159L65 157L62 158ZM69 155V156H68ZM84 155L83 157H80ZM91 157H90V156ZM99 159H98V157ZM122 155V156H120ZM152 155V156H151ZM178 157H177V156ZM198 155H201V159L200 157H198ZM208 155V156H207ZM221 155V156H220ZM12 156V157H11ZM14 156V157H13ZM17 156V157H16ZM43 157L42 158L40 157ZM50 156V157H49ZM72 156V157H71ZM74 156H77L75 159ZM87 156V157H86ZM95 156V157H94ZM106 156V157H105ZM108 156V158H107ZM118 156V157H117ZM142 156V157H140ZM156 156V157H155ZM168 156V157H167ZM169 156L171 158H169ZM173 156V157H172ZM188 156V157H187ZM193 156V158H192ZM4 157V158H3ZM31 157V158H30ZM35 157V159H34ZM48 157V158H47ZM61 157V158H60ZM70 157V158H69ZM79 157V158H78ZM116 159H113V158ZM121 157V158H120ZM123 157V158H122ZM147 157V158H145ZM162 157V158H161ZM184 157V158H183ZM186 157V159H185ZM191 157V158H190ZM199 159H197V158ZM210 160H209V158ZM13 158V159H12ZM28 158V159H27ZM51 160H50V159ZM85 158V159H84ZM91 160H90V159ZM94 158V159H93ZM97 158V159H96ZM101 158V159H100ZM105 158V159H103ZM165 158V159H163ZM167 158V159H166ZM173 158H176L173 159ZM190 158V159H189ZM195 158V159H194ZM204 158V159H203ZM207 158V159H206ZM4 159V160H2ZM33 161H32V160ZM64 159V160H63ZM71 162V164L69 163V161ZM86 160V161H81V160ZM89 159V160H88ZM96 159V160H95ZM119 159V160H118ZM134 159V161L132 160ZM141 159H146V160H141ZM152 159V160H151ZM163 159V160H161ZM183 159V160H182ZM194 161H193V160ZM212 159V160H211ZM16 160V161H15ZM20 160V161H19ZM25 160V161H24ZM27 160V161H26ZM29 160V161H28ZM36 162H35V161ZM43 164H42V161ZM57 160V161H55ZM100 160V161H99ZM113 160V161H112ZM122 160H126L125 162H123ZM138 160V161H137ZM158 160V163H156ZM169 160V161H168ZM189 160V161H188ZM200 160V161H198ZM11 161V162H10ZM49 161V162H48ZM54 161V162H53ZM63 161V162H62ZM68 161V163L66 162ZM76 161V162H75ZM104 161V162H103ZM118 161V162H117ZM132 161V162H131ZM142 161H147V162H142ZM153 161V162H151ZM174 161V162H173ZM176 161V162H175ZM46 162V164H45ZM53 162V163H52ZM60 164V166H58L57 164ZM82 162V163H81ZM86 162V163H85ZM91 162V164L89 163ZM104 164V165H100V163ZM120 162V163H119ZM122 162V163H121ZM132 165H131V163ZM135 162V163H134ZM137 162V163H136ZM164 162V163H161ZM172 162V163H171ZM183 162V163H182ZM210 162V163H209ZM10 163V164H9ZM33 163V164H32ZM36 163V164H35ZM50 163V164H48ZM63 163V165H62ZM73 163V164H72ZM97 163V164H96ZM110 163V164H109ZM112 163V164H111ZM118 165H117V164ZM142 164V166H145V163L147 164L145 167L143 166L142 170L141 167L138 165ZM153 163V164H151ZM205 163V164H203ZM16 164V165H15ZM28 164V165H27ZM32 164V165H31ZM39 164V167H38ZM65 164L68 165L67 167H69V169L67 167H65ZM77 164L79 166H81V168L79 166H77ZM109 164V165H108ZM116 164V165H113ZM128 164V166L126 165ZM137 164V165H136ZM149 164H151L149 166ZM159 164V165H157ZM181 164V165H180ZM13 165V166H12ZM15 165V166H14ZM21 165V166H20ZM36 165V166H34ZM62 165V166H61ZM70 165H72V167H70ZM83 165V166H82ZM88 165V166H86ZM91 167H90V166ZM99 165L101 167H99ZM107 165V166H106ZM123 167H122V166ZM130 165V166H129ZM210 165V166H209ZM217 165V166H216ZM10 166V167H9ZM29 166V167H26ZM57 170H56V168ZM64 166V167H63ZM87 168V170L84 168ZM115 167L113 169V167ZM116 166H118L116 168ZM132 166V167H131ZM136 166V168H135ZM149 166V167H147ZM154 166V167H151ZM162 166V167H161ZM174 166V167H172ZM176 166V167H175ZM182 166V168H181ZM9 167V168H8ZM17 167V168H16ZM46 167V168H45ZM55 169H54V168ZM62 169H61V168ZM75 167V168H74ZM79 169V171H77V169ZM98 167V168H97ZM103 167V168H102ZM120 167V169H119ZM122 167V168H121ZM139 167V168H138ZM160 167V168H159ZM184 167V168H183ZM251 167V166H250ZM254 167V165H253ZM250 168L253 169V171L255 170L254 168ZM23 168V169H21ZM73 168V169H72ZM89 168H93L91 170H89ZM97 168V169H96ZM105 168V169H104ZM112 168V169H111ZM152 168V169H151ZM154 168V169H153ZM211 168V171H210ZM32 169V170H31ZM40 169H44V170H40ZM76 169V170H75ZM84 171H81L83 170ZM99 170L96 171V170ZM123 169V171L121 170ZM129 169V170H128ZM136 169V170H135ZM145 169V170H144ZM147 169V170H146ZM149 169V170H148ZM180 169V170H179ZM13 170V171H12ZM23 172H22V171ZM29 170V171H28ZM38 170V171H37ZM47 170V171H45ZM53 170V171H52ZM59 170V171H58ZM63 170V171H62ZM90 172H89V171ZM97 172H95V171ZM102 170V172H101ZM106 170V172L104 171ZM128 170V171H127ZM132 170V171H131ZM8 171V172H7ZM28 171V172H26ZM37 171V173H36ZM66 171V172H65ZM69 171V172H68ZM74 171V172H73ZM77 173H76V172ZM94 171V172H93ZM109 171V172H108ZM131 171L134 176L136 174V176H131ZM139 171V172H138ZM141 171V173H140ZM144 171V173L142 172ZM150 171V172H149ZM13 172V173H12ZM35 172V173H34ZM39 172V173H38ZM50 172V173H49ZM59 172V173H57ZM65 172V173H64ZM69 174H68V173ZM94 175H92L93 173ZM111 172V173H110ZM118 172V173H117ZM128 172V173H127ZM136 172V173H135ZM146 172V174H145ZM151 173V174H147V173ZM156 172V174L154 173ZM188 172V173H187ZM25 173V174H24ZM42 173V174H41ZM45 173H49L46 174L48 175L46 177V175H44ZM62 173V174H61ZM67 173V174H66ZM72 173V174H71ZM82 173V174H81ZM88 173L90 175H88ZM92 173V174H91ZM117 173V174H116ZM127 178L125 179V177ZM19 174V175H18ZM24 174V175H23ZM56 174V175H55ZM75 174V175H73ZM77 174V175H76ZM80 174L79 178L78 175ZM98 176H97V175ZM132 174V175H133ZM145 174V175H144ZM158 174V175H157ZM253 175H255V172L253 173ZM27 175V176H26ZM35 175V176H34ZM40 175V176H38ZM64 175V177L62 176ZM70 175V176H69ZM73 175V176H71ZM82 175V176H81ZM117 175V176H116ZM150 177V178H148ZM150 175V176H149ZM154 175V176H153ZM157 175V176H156ZM53 176V177H52ZM58 176V178H56ZM66 176V177H65ZM75 176L77 177V183L75 182ZM89 178H88V177ZM91 176V177H90ZM119 176H121L119 178ZM123 176V178H122ZM157 178H156V177ZM162 176V177H161ZM33 177V178H32ZM35 177V178H34ZM70 181H69V178ZM74 177V178H73ZM86 177V178H85ZM97 179H96V178ZM107 177V178H105ZM117 177V179H116ZM137 177V178H136ZM17 178V179H16ZM44 178V179H43ZM53 179V180H49ZM55 178V179H54ZM64 178V179H62ZM82 178V179H81ZM92 178L93 181L90 179ZM104 178L105 180H109V181H105V185L104 183ZM145 178L147 180H145ZM168 178V179H167ZM62 179V180H61ZM73 179V180H72ZM79 179V180H78ZM90 181H89V180ZM96 179V180H95ZM102 179V180H101ZM111 179V180H110ZM114 179V181H113ZM116 179V180H115ZM119 179V180H118ZM129 179V180H128ZM139 179V180H138ZM152 183H151V180ZM230 179V180H229ZM6 180V182H5ZM21 180V181H20ZM39 180V181H38ZM43 180V181H42ZM56 180V181H55ZM66 180L64 183L63 181ZM68 180V182H67ZM84 180V181H83ZM86 180V182H85ZM88 180V181H87ZM101 180V181H100ZM122 180V182H121ZM129 183L131 186L129 188L128 184ZM131 180V182H130ZM156 180V181H155ZM167 180V181H166ZM46 181V182H45ZM48 181H50L48 183ZM52 181V183H51ZM74 181V183H73ZM100 182V183H97ZM112 181V182H111ZM119 181V182H118ZM150 181V182H148ZM154 181V182H153ZM217 181V182H216ZM26 182V183H25ZM38 182V183H37ZM44 184H43V183ZM54 182V183H53ZM68 184H67V183ZM90 182V183H89ZM93 182L95 184H93ZM102 182V183H101ZM115 182V183H113ZM126 184H125V183ZM133 182V183H132ZM161 182V183H160ZM163 182V183H162ZM23 183V184H22ZM33 183V184H32ZM36 183V185H35ZM41 183V184H40ZM66 183V184H65ZM72 183V184H71ZM109 183V184H107ZM123 183L126 185L124 186ZM146 183V184H145ZM154 183V185H153ZM157 186H156V184ZM223 185H222V184ZM226 183V184H225ZM21 184V185H20ZM98 184V185H97ZM137 184V185H135ZM145 184V185H144ZM159 184V185H158ZM230 184V185H229ZM11 185V186H10ZM20 185V186H19ZM44 185V186H42ZM46 185V187H45ZM48 185V186H47ZM55 185V186H54ZM78 185V186H77ZM96 185V186H95ZM105 188H104V186ZM108 185V187H106ZM114 185L113 189L112 186ZM117 185V186H116ZM122 185V186H121ZM147 185V186H146ZM150 185V186H149ZM229 185V186H227ZM8 186V187H7ZM19 186V187H18ZM22 186V187H21ZM33 186V187H32ZM42 186V187H41ZM54 186V187H53ZM62 186V187H61ZM72 186V187H71ZM74 186V188H73ZM82 186V188H81ZM97 188V189H95ZM103 188H100V187ZM116 186V187H115ZM124 186V187H123ZM128 186V187H127ZM136 186V187H135ZM143 186V187H142ZM160 186V187H158ZM61 187V188H59ZM77 187V188H76ZM78 187H80V191L78 189ZM89 188V189H86ZM124 192H123V189ZM127 187V188H126ZM146 187V188H145ZM167 187V188H166ZM23 188V189H22ZM41 191L42 188V192L40 193L39 191ZM49 188V189H47ZM100 188V189H99ZM120 188V189H119ZM132 188H134L132 190ZM143 188V189H142ZM145 188V189H144ZM3 189V190H2ZM10 189V190H9ZM31 189V190H29ZM51 189V190H50ZM60 189V190H59ZM62 189V191H61ZM67 189V190H66ZM70 189V191H68ZM84 189V190H83ZM128 189H130L129 191H127ZM137 189V190H136ZM147 189V191H146ZM154 189V191L152 190ZM259 189L262 190L261 187H259ZM17 190V191H16ZM47 190L49 191V193H47ZM57 190V191H56ZM59 190V191H58ZM78 192H76V191ZM86 190V192H85ZM95 190V192H94ZM104 193H103V191ZM108 190V191H107ZM113 190V195L111 193V191ZM116 190V191H115ZM121 190V192H120ZM132 190V191H131ZM167 190V191H166ZM27 191L29 192V194L27 193ZM44 191V194H43ZM46 191V192H45ZM51 191V192H50ZM56 191V192H55ZM87 191L89 192L87 195L85 193H87ZM91 191V192H90ZM96 191H98L99 193H97ZM106 191V192H105ZM110 191V192H109ZM119 191V193H118ZM127 195H123L125 193H127ZM152 191V192H149ZM162 193H161V192ZM18 192V193H17ZM33 192V193H32ZM71 192V193H70ZM80 192L82 193V195L80 196ZM85 192V193H84ZM108 192V193H107ZM137 193V196L135 195ZM142 195H141V193ZM232 192V191H231ZM263 192H264V188H263ZM5 193V194H4ZM12 193V194H11ZM17 193V194H16ZM21 193V194H20ZM32 193V194H31ZM40 193V194H39ZM77 193V195H76ZM91 193V194H90ZM107 193V194H106ZM132 193V194H131ZM134 193V194H133ZM155 193V194H154ZM164 193V194H163ZM212 193V194H211ZM233 193V192H232ZM11 194V196H9ZM20 194V195H19ZM46 196L45 198L42 196ZM57 194V195H56ZM61 194V195H59ZM63 194V195H62ZM66 194V195H65ZM74 194V196H73ZM97 194V195H96ZM104 194V195H102ZM106 194V195H105ZM237 197V199H249L252 200L255 198V195H253L254 193L251 192L249 194H241V193H234ZM8 195V196H7ZM39 195V196H38ZM41 195V196H40ZM48 195V196H47ZM50 195V196H49ZM56 195V196H55ZM116 195V196H115ZM133 195V196H132ZM144 195V196H143ZM146 195V196H145ZM154 195V196H153ZM161 195V197L159 196ZM179 195V196H178ZM25 196V197H24ZM52 196V199H51ZM54 196V198H53ZM63 196V197H62ZM78 196L80 198H78ZM89 200H88V198ZM96 196V197H93ZM103 196V197H102ZM108 200H107V198ZM111 196V197H110ZM119 196V199H118ZM123 196H125L123 198ZM130 196V197H129ZM136 196V197H135ZM139 196V197H138ZM143 196V197H141ZM160 199H159V197ZM49 197V198H48ZM62 197V198H61ZM67 197V198H66ZM73 197H76L73 198ZM83 197V198H82ZM98 197V198H97ZM102 197V198H100ZM114 197V198H113ZM116 197V199H115ZM149 197V198H148ZM156 197L158 199H156ZM164 197V198H163ZM166 197V198H165ZM32 198V199H31ZM40 198V199H38ZM42 198H44L45 200H43ZM56 198V199H55ZM82 198V199H81ZM87 198V199H86ZM94 198V199H93ZM96 198V200H95ZM106 198V199H105ZM110 198V199H109ZM129 198V199H128ZM131 198V199H130ZM135 198V199H134ZM138 200H137V199ZM144 198V200H143ZM145 198H147L145 200ZM163 198V199H162ZM251 198V199H250ZM257 198V197H256ZM23 199V200H22ZM33 199H35V201H33ZM47 199V200H46ZM60 199V200H59ZM64 201H63V200ZM66 199V200H65ZM68 199V200H67ZM71 199V200H70ZM73 199V200H72ZM78 199V203H76L75 201ZM84 199V200H83ZM90 199H91V204L94 201L93 205L90 204ZM100 199V200H99ZM103 199V200H102ZM111 199L113 201H111ZM115 199V200H114ZM122 199H124L125 201H123ZM127 199V200H126ZM133 199V201H132ZM167 199V202H166ZM220 199V200H219ZM260 200H264V196H261L260 198H258ZM54 200L56 202V204L54 203ZM59 200V201H58ZM70 200V201H69ZM88 201V202H85ZM99 200V202H98ZM118 200V201H117ZM120 200V201H119ZM129 200V201H128ZM137 200V201H136ZM150 200V201H149ZM157 200V201H156ZM196 200V201H195ZM206 200V201H205ZM46 201V202H45ZM48 201V202H47ZM50 201H53L50 203ZM58 201V202H57ZM68 201V202H65ZM80 201V202H79ZM96 201V202H95ZM103 201V203H102ZM128 201V203H127ZM140 201V202H139ZM142 201V203H141ZM159 201V202H158ZM226 201V202H225ZM28 202V203H27ZM36 202L37 204H41V206L43 207V209L41 210V207H39L40 205L35 204ZM42 202V203H41ZM45 202V203H44ZM64 202V203H63ZM74 202V203H73ZM85 202V203H84ZM113 202V203H112ZM133 202V203H132ZM148 202V204H147ZM158 202V203H156ZM225 202V203H224ZM12 203V205H11ZM44 203V204H43ZM50 203V206L47 205ZM60 203V204H59ZM63 203V204H62ZM75 205L73 206L72 205ZM79 203H83V204H79ZM99 203V204H98ZM101 203V204H100ZM122 203V204H120ZM125 203V204H124ZM140 203V204H139ZM163 203V204H162ZM14 204V206H13ZM24 204V205H23ZM30 204V205H29ZM33 204V205H32ZM52 204V205H51ZM70 204V205H68ZM87 204V205H86ZM106 204V206H105ZM130 204V205H129ZM133 204V205H132ZM142 204V205H141ZM151 204V205H150ZM17 205V206H16ZM29 205V206H28ZM66 207H64V206ZM96 208H95V206ZM104 205V206H103ZM114 205V206H113ZM117 205V206H116ZM120 205V206H119ZM126 205V206H125ZM144 205V206H143ZM149 205V207H147ZM157 205V206H156ZM32 206V208L30 207ZM57 206V208H55ZM73 206V207H72ZM79 206V207H77ZM81 206V207H80ZM83 206V207H82ZM86 206V207H85ZM88 206V207H87ZM94 206V207H93ZM98 206V207H97ZM101 206V207H100ZM122 206V208L120 209V207ZM128 206V207H127ZM146 206V207H145ZM161 206V207H160ZM23 209H22V208ZM50 207V208H49ZM59 207V208H58ZM64 207V208H63ZM69 207V209H68ZM105 207V209L103 208ZM107 207V208H106ZM110 209H109V208ZM116 207V208H115ZM127 209H126V208ZM136 207H138L136 209ZM11 208V209H10ZM19 208V209H18ZM25 208V209H24ZM46 208V209H45ZM99 208V209H98ZM102 208V209H101ZM133 208V209H131ZM145 208V209H144ZM150 208V209H149ZM177 208V209H176ZM51 209V210H50ZM56 209V210H55ZM62 209V211H61ZM77 209V210H76ZM80 209V211H79ZM86 211H85V210ZM91 209V210H90ZM94 209V210H93ZM98 209V210H97ZM120 209V210H119ZM125 209V211H124ZM141 209H144L141 210ZM159 211H157V210ZM170 210L172 213H174L172 215V217L177 218L180 217L183 221L182 227H174L175 224H168L165 221V218L163 216L164 214V210ZM214 209V210H212ZM3 210V211H2ZM24 210V211H23ZM34 210L36 212H34ZM47 210V211H46ZM67 212H65V211ZM77 212H76V211ZM103 210V211H102ZM106 210H109L108 213ZM113 210V211H112ZM115 210V211H114ZM136 210V211H135ZM149 210H151L150 212H148ZM177 210V211H176ZM216 210V211H215ZM17 211V212H16ZM20 211V212H19ZM39 211V212H38ZM58 211V213H57ZM64 211V212H63ZM79 211V212H78ZM92 211V212H91ZM98 211V212H97ZM107 212V216L104 215ZM121 211V212H120ZM127 211V212H126ZM133 211H135L133 213ZM145 214H142V212ZM176 213H175V212ZM179 211V212H178ZM189 211V212H187ZM191 211V212H190ZM194 211V212H193ZM15 212V213H14ZM25 212V213H24ZM88 212V213H86ZM101 212V213H100ZM104 212V213H103ZM140 212V213H139ZM151 212L153 213V215H151ZM185 214H184V213ZM236 210L234 209H230V216H234L235 215ZM40 213V214H39ZM53 213V214H52ZM63 215H62V214ZM76 213V214H75ZM78 213V215H77ZM84 213V215L82 214ZM93 213H95L93 215ZM113 213V214H112ZM128 213V214H127ZM136 213V214H135ZM150 214V215H146ZM160 213V214H159ZM193 213V214H192ZM198 213V214H197ZM234 213V214H233ZM252 212L249 210L248 214H251ZM19 214V215H18ZM58 214V215H57ZM98 214L100 217L99 218ZM103 214V215H102ZM115 214L119 215V216H115ZM123 216H122V215ZM125 214V215H124ZM138 214V215H137ZM142 214V215H140ZM178 214V216H177ZM183 216H182V215ZM211 214V215H210ZM26 215V216H25ZM28 215V216H27ZM35 215V216H33ZM60 215V217H59ZM73 215V216H71ZM76 215V216H75ZM131 215V216H130ZM137 215V216H136ZM144 215V216H143ZM2 216V217H1ZM39 216V217H38ZM62 216H64L62 218ZM81 216V217H80ZM88 216V217H87ZM95 216V217H94ZM112 216V217H111ZM128 216V217H126ZM145 216H147L145 218ZM149 216H153L152 219L151 217L149 218ZM158 216V217H157ZM189 216V217H188ZM5 217V218H4ZM21 217V218H20ZM27 217V219H26ZM49 217V218H48ZM57 217V218H56ZM67 217V218H66ZM71 217V218H70ZM78 217V219H77ZM87 217V218H86ZM104 217V218H103ZM122 219H121V218ZM124 217V218H123ZM139 217H141V220L139 219ZM155 217V218H154ZM218 219H217V218ZM2 218V219H1ZM24 218V219H23ZM32 218V219H31ZM34 218V219H33ZM66 218V220H64ZM74 218V219H73ZM113 218V219H112ZM119 218L118 222L117 219ZM131 218V219H130ZM133 218V219H132ZM148 218V219H147ZM154 218V219H153ZM162 218V219H161ZM22 219V220H21ZM50 219V220H49ZM55 219V220H54ZM60 219V220H59ZM77 219V220H76ZM93 219V220H92ZM99 219V220H96ZM136 219V221H135ZM160 219V220H159ZM189 219V220H188ZM191 219V220H190ZM15 220V221H14ZM30 220V221H29ZM39 220V221H38ZM63 220L65 222H63ZM83 220V221H82ZM89 222H88V221ZM101 220V221H100ZM123 222H122V221ZM124 220L126 223H124ZM187 220L189 222H187ZM22 223H21V222ZM24 221V222H23ZM28 223H27V222ZM32 221H34V223H32ZM38 221V222H37ZM43 221V222H41ZM46 221V222H45ZM60 221V222H59ZM74 221V222H73ZM86 221V222H85ZM91 221V222H90ZM93 221V222H92ZM114 221V222H113ZM138 221V222H137ZM143 221V222H142ZM151 221V222H150ZM153 221V222H152ZM192 221V223H191ZM71 222V225H70ZM79 224H77V223ZM97 222V225H95ZM102 222V223H100ZM157 222V223H155ZM160 222V223H159ZM164 222V223H163ZM188 224H187V223ZM218 222V223H217ZM36 223V224H35ZM43 223V225H41ZM67 223V225H66ZM82 223V224H81ZM104 223H106L107 225H105ZM110 223V224H109ZM116 223V224H113ZM122 223V224H120ZM129 223V224H128ZM131 223V225H130ZM154 223V224H153ZM159 223V225H158ZM23 224V225H22ZM26 224V225H25ZM34 224V225H33ZM48 224V225H47ZM69 224V225H68ZM113 224V225H112ZM119 228H118V226ZM126 224V225H125ZM146 224V225H145ZM152 224V225H151ZM164 224V225H163ZM191 224V225H190ZM194 224V225H193ZM206 224V225H205ZM215 224V225H214ZM50 225V227H49ZM79 225V227H78ZM89 225V226H88ZM94 225V226H93ZM105 225V227H103ZM115 225V226H114ZM163 225V226H162ZM167 225V226H166ZM169 225V226H168ZM46 226V227H45ZM121 226V227H120ZM135 226V227H134ZM97 227V228H96ZM102 227V228H101ZM111 227V229H110ZM113 227V229H112ZM125 229H124V228ZM133 227V228H131ZM139 227V228H138ZM148 227V228H147ZM158 227V228H157ZM161 227V228H159ZM172 227V228H171ZM221 227V228H219ZM115 228V229H114ZM138 228V229H137ZM144 228V229H142ZM157 228V229H156ZM165 228V229H163ZM206 228V229H204ZM215 228V229H214ZM46 229V230H45ZM103 229V230H102ZM121 229V230H120ZM130 229V232H129ZM150 230L151 232H149L148 230ZM160 229V230H159ZM171 229V230H169ZM233 229V230H232ZM95 230V232L93 233V231ZM96 230L98 232H96ZM115 230V231H114ZM118 230V231H117ZM127 232H126V231ZM147 230V231H146ZM158 230V232H157ZM177 230V231H176ZM218 230V231H217ZM232 230V231H231ZM120 231V232H119ZM137 231V233L135 232ZM142 231V232H141ZM153 231V233H152ZM164 231V232H163ZM100 232V233H99ZM104 232V233H103ZM111 232V233H110ZM171 232V233H170ZM179 232V233H178ZM181 232V233H180ZM185 232V233H184ZM103 233V235L101 234ZM148 233L150 235H148ZM157 233V234H155ZM162 233V234H161ZM6 234V233H5ZM34 234V235H33ZM109 234V235H108ZM159 234V235H158ZM161 234V235H160ZM168 234V235H167ZM188 234V235H186ZM222 234V235H221ZM262 234V235H261ZM95 235V236H94ZM108 235V236H106ZM118 235V236H117ZM138 235V237H137ZM144 235V236H143ZM146 235V236H145ZM65 236V237H63ZM67 236V237H66ZM93 236V237H92ZM116 238H114V237ZM132 236V237H131ZM134 236V237H133ZM143 236V237H142ZM155 236V237H154ZM189 236V237H188ZM70 237V238H69ZM111 237V239H109ZM119 237V238H118ZM131 237V238H129ZM137 237L138 239V244H136L137 240H135ZM162 237V238H161ZM165 237V238H163ZM28 238V239H27ZM83 238V239H82ZM118 238V239H117ZM122 238V239H121ZM133 238V239H132ZM144 238V239H142ZM161 238V239H160ZM69 239V240H68ZM114 239V240H113ZM150 239V241H149ZM208 239V240H207ZM259 239V240H258ZM26 240V241H25ZM86 240V241H85ZM106 240V241H105ZM144 240V241H143ZM115 241V242H114ZM156 241V242H155ZM35 242V243H34ZM123 242V243H122ZM144 242L147 243L144 245ZM38 243V245L36 244ZM121 243V244H120ZM142 245H141V244ZM255 243H256V248L264 255V233H259L256 235L255 237ZM41 244V245H40ZM115 244V245H114ZM151 244V246H150ZM203 244V245H202ZM127 245V246H125ZM21 246V247H20ZM33 246V247H32ZM35 246V247H34ZM160 246V247H159ZM67 247V248H66ZM73 247V248H72ZM153 247V248H152ZM70 248V249H69ZM160 248V249H159ZM111 249V250H110ZM154 250H157V252H154ZM70 250V251H69ZM161 251V252H160ZM93 252V253H92ZM98 252V253H97ZM159 252V253H158ZM96 253V254H95ZM109 253H111V255H109ZM206 254V255H205ZM98 255V256H97ZM158 255V256H157ZM97 256V257H96ZM162 256V257H159ZM95 257V258H94ZM165 257V258H164ZM234 257V258H233ZM93 259V260H92ZM95 259V260H94ZM153 261H152V260ZM239 259V260H238ZM121 261V262H120ZM123 261V262H122ZM128 261V262H127ZM155 262V263H154ZM238 263V264H239ZM132 264V263H131Z\"/></svg>",
    "mask_w": 264,
    "mask_h": 264
},
{
    "label": "bare ground",
    "instance_id": "2",
    "mask_svg": "<svg viewBox=\"0 0 264 264\" xmlns=\"http://www.w3.org/2000/svg\"><path fill=\"white\" fill-rule=\"evenodd\" d=\"M8 1V0H7ZM17 1V0H16ZM23 1V0H22ZM29 1V0H28ZM34 0H32V2H33ZM37 1V0H36ZM35 1V2H36ZM42 1V0H41ZM65 1V0H64ZM76 1V0H75ZM79 1H81L82 2V0H79ZM90 1V0H89ZM95 1V0H94ZM102 1V0H101ZM105 1L106 0H103L102 1V4L103 3H105ZM112 1V0H111ZM121 1V0H120ZM142 1V0H141ZM149 1V0H148ZM157 1V0H156ZM160 1V0H159ZM162 1V0H161ZM10 2V1H9ZM15 2V1H14ZM20 2V1H19ZM27 2V1H26ZM31 2V1H30ZM48 2V1H47ZM46 2V3H47ZM59 2V1H58ZM62 2V1H61ZM66 2V1H65ZM67 2H69V1H67ZM85 2V1H84ZM123 2V1H122ZM124 2H126L125 0H124ZM128 2H129V0H128ZM127 2V4H131L130 2L128 3ZM134 2H135V0H134ZM149 2H151V0L149 1ZM185 2V1H184ZM64 3V2H63ZM75 3V2H74ZM77 3V2H76ZM101 3V2H100ZM111 3V2H110ZM113 4H114V2H112ZM120 3V2H119ZM135 3H137V1L135 2ZM153 2H151V4H152ZM160 3V2H159ZM163 3V2H162ZM168 3V2H167ZM175 3V2H174ZM186 3L189 5V7H190V9H189V13L188 14H190L192 17H194V18H196V19H198V21H202L203 23H204V21H206L207 23H204V24H200V25H198V26H195L194 27V29H197L198 30V32H199V30H200V32H201V30H207L208 29V31L207 32H209V34H211L210 36L212 37L213 35L215 36V37H213V38H216V39H212V40H216L215 41V45L214 44H212L211 46H215V50H213V53H210L212 56H213V60H214V62H212L213 64H214V66H215V68H214V70H216L215 71V74H214V76H213V74L212 73H214V72H210L211 74H212V76L215 78V82L214 83H216V85L218 84V86H219V90H218V88H217V86H216V88H217V94H218V98H216V101H215V103H212L211 101V99H212V94H207L208 93V91H206V94H207V96H206V94L205 93H202V96L205 94V96L207 97V101H209V105H210V107L212 108V110L210 109V108H203L202 107V111H203V109H205L204 111L205 112H203V113H201V111L199 112V113H201V115L202 114H205L204 116H203V118H205L202 122H203V124H202V129H201V131H199V129H198V132H201V133H199L200 134V138L199 139H196V140H198L197 142L198 143H200V142H202V141H204V142H202V143H205V145H211V146H213V147H221L222 149H223V157H224V160H225V162L227 163V165L230 167L229 169H227L226 171H224V173H222V174H219L220 172H218V170H216L215 168L213 169L212 168V173L210 172V176L212 177V178H215V180L217 179V180H221L220 182H224V177L226 176V175H234V176H236L237 177V180H238V182H237V184H235V186H236V188H234V189H230L231 187H232V185L230 186V188L228 187V188H225V187H219L218 186V192H219V195L217 196L218 198H220V196L221 197H227V203L224 205L223 204V208H222V214L224 215V218L226 217V220H228V222L230 223V225L233 227V229H234V232H235V236H236V254H237V257L239 258V259H243L244 261H245V264H264V255L256 248V243H255V237H256V235L257 234H259V233H264V200L262 201V200H260V199H258V198H260L261 196H264V192H263V188H264V152H263V146H264V119L262 118V117H260L259 115L258 116H253L252 114V117H251V119H250V121H248V117H246V118H244V119H247V122L245 121V120H243L242 119V117L241 116H239L240 115V113L238 114V110H239V107H240V105L237 103V101H239V102H246L247 100H250V99H252L253 98V96H259V98L260 97H262V98H264V71H262L263 70V68H264V0H186ZM27 4V3H26ZM31 4V3H30ZM36 4H38V3H36ZM35 4V5H36ZM50 4H52V3H50ZM67 4V3H66ZM65 4V5H66ZM78 4V3H77ZM81 4V3H80ZM80 4H79V7H80ZM83 4V3H82ZM113 4H111V5H113ZM121 4H123V3H121ZM125 4V3H124ZM133 4V3H132ZM176 4V3H175ZM183 4V3H182ZM239 4L241 5V6H239ZM28 5V4H27ZM26 5V6H27ZM32 5V4H31ZM39 5V4H38ZM53 5H54V8H55V5L56 4H54L53 3ZM75 5V4H74ZM86 5V4H85ZM99 5V4H98ZM106 5V4H105ZM118 5V4H117ZM135 5V4H134ZM141 5V4H140ZM162 5V4H161ZM171 5H173V4H171ZM8 6V5H7ZM33 6H34V4H33ZM51 6V5H50ZM60 6H61V4H60ZM149 6V5H148ZM151 6V5H150ZM159 6H160V4H159ZM158 6V7H159ZM169 6V5H168ZM9 7V6H8ZM13 7H15V6H13ZM28 7V6H27ZM101 7V6H100ZM102 7H105V6H102ZM122 7V6H121ZM127 7V6H126ZM132 7V6H131ZM134 7V6H133ZM137 7V6H136ZM146 7V6H145ZM144 7V8H145ZM158 7H156V9H158ZM167 7V6H166ZM175 7H177V5L175 6ZM179 7V6H178ZM10 8V7H9ZM30 8H33V7H31L30 6ZM38 8V7H37ZM52 8V7H51ZM61 8V7H60ZM64 8V7H63ZM77 8V7H76ZM88 8H90V7H88ZM115 8V7H114ZM119 8V7H118ZM118 8L116 7V9H117V11H119L118 10ZM123 8V7H122ZM125 8V7H124ZM129 6H128V10H129ZM135 8V7H134ZM133 8V9H134ZM139 8V7H138ZM150 8V7H149ZM163 8V7H162ZM172 8V7H171ZM181 8H183V7H181ZM26 9H29V8H26ZM70 9V8H69ZM81 9H83V10H86V9H84V8H81ZM106 9H108L107 7H106ZM120 9V8H119ZM127 9V8H126ZM142 9V8H141ZM176 9V8H175ZM188 9V8H187ZM2 10V9H1ZM24 10V9H23ZM30 10H32V9H30ZM29 10V11H30ZM66 10V9H65ZM64 10V11H65ZM96 10V9H95ZM121 10V9H120ZM125 10V9H124ZM139 11L138 9H135V11ZM161 10V9H160ZM167 10H168V8H167ZM178 9H176V11H177ZM27 11V10H26ZM35 11L37 12V10H36V8H35ZM45 11H47V10H45ZM52 11V10H51ZM55 11H57V12H59L58 10H56L55 9ZM54 11V12H55ZM77 11V10H76ZM78 11H79V9H78ZM140 11H142V10H140ZM145 11H147L146 9H145ZM151 11H152V9H151ZM164 11V10H163ZM162 11V12H163ZM171 11V10H170ZM175 11V10H174ZM175 11V12H176ZM183 11H185V10H183ZM188 11V10H187ZM1 12V11H0ZM21 12V11H20ZM53 12V11H52ZM62 12V11H61ZM83 12V11H82ZM85 12V11H84ZM89 12V11H88ZM101 12H103L102 10H101ZM112 12V11H111ZM121 12H122V14H123V11H120V14H121ZM126 12V11H125ZM148 12V11H147ZM160 12V11H159ZM166 12H168V11H166ZM172 12V11H171ZM179 12H180V10H179ZM191 12V13H190ZM1 13H3V12H1ZM24 12H22V15H24L23 14ZM30 13V12H29ZM28 13V14H29ZM33 13V12H32ZM40 13H41V11H40ZM48 13V12H47ZM51 13V12H50ZM63 13V12H62ZM68 13H69V15H70V12L68 11ZM79 13V12H78ZM108 13H109V11H108ZM114 13V12H113ZM112 13V14H113ZM128 13H130V11L128 12ZM133 13H135V12H133ZM151 13V12H150ZM184 13V12H183ZM187 13V12H186ZM186 13H184V14H186ZM19 14H21V13H19ZM36 14V13H35ZM35 14H33L34 16H35ZM45 14V13H44ZM65 14H66V11H65ZM82 14H84V13H82ZM81 14V15H82ZM87 14V13H86ZM91 14V13H90ZM101 14V13H100ZM107 14V13H106ZM140 14V13H139ZM138 14V15H139ZM145 14V13H144ZM143 14V15H144ZM149 14V13H148ZM157 14V13H156ZM172 14H175V13H171V15ZM52 15V14H51ZM58 15H61L60 13H58ZM85 15V14H84ZM110 15V14H109ZM113 15H115V14H113ZM147 15V14H146ZM145 15V16H146ZM180 15V14H179ZM12 16V15H11ZM25 16H26V12H25ZM45 16V15H44ZM62 16H63V14H62ZM68 16V15H67ZM72 16V15H71ZM96 16H97V14H96ZM100 16V15H99ZM124 16H125V13H124ZM124 16H122V17H124ZM131 16V15H130ZM132 16H134V15H132ZM136 17H137V14L135 15ZM142 16V15H141ZM9 17V16H8ZM28 17V16H27ZM53 18H54V16H52ZM51 17V18H52ZM55 17H57V16H55ZM61 17V16H60ZM69 17V16H68ZM73 17V16H72ZM75 18H77L76 16H74ZM87 18H88V16H86ZM108 17H112V15L111 16H108ZM127 17V16H126ZM170 17V16H169ZM189 17V16H188ZM7 18V16L4 18V19H6ZM10 18H12V17H10ZM10 18H8L9 19V21L11 22V20H10ZM62 18H65V17H62ZM90 19H91V17H89ZM94 19H95V17H93ZM97 18H99V17H97ZM96 18V19H97ZM107 18V17H106ZM139 18H141V17H139ZM182 18V17H181ZM187 18V17H186ZM2 19V18H1ZM0 19V20H1ZM3 19V20H4ZM7 19V20H8ZM22 19V21H23V18H21ZM66 19V18H65ZM78 19V18H77ZM81 19V18H80ZM90 19H88V20H90ZM108 19V18H107ZM111 19H113V18H111ZM125 19V18H124ZM150 19V18H149ZM161 19V18H160ZM223 20V21H219L218 22V20ZM13 21H14V19H12ZM17 20V19H16ZM25 20V19H24ZM52 20V19H51ZM54 20V19H53ZM57 20H59V19H57ZM61 20V19H60ZM67 20V19H66ZM65 20V21H66ZM69 20H71V19H69ZM68 20V21H69ZM72 20H74V19H72ZM100 20V19H99ZM109 20V19H108ZM127 20H128V18H127ZM143 20V19H142ZM146 20H147V18H146ZM157 20H158V18H157ZM162 20H164V19H162ZM48 21H49V19H48ZM63 21V20H62ZM84 21V20H83ZM86 21H87V19H86ZM90 21H92L93 22V20H90ZM148 21H150V20H147V23H148ZM160 21V20H159ZM208 21H211L212 23L211 24H209V22ZM1 22H2V20H1ZM4 22V21H3ZM6 22V21H5ZM4 22V23H5ZM46 22H47V20H46ZM59 22V21H58ZM64 22V21H63ZM77 22V21H76ZM82 22V21H81ZM85 22V21H84ZM95 22V21H94ZM107 22V21H106ZM113 22V21H112ZM117 23H118V21H116ZM157 22V21H156ZM193 22H195V21H193ZM201 22V23H202ZM220 22H222V25H221V23ZM19 23H20V21H19ZM56 23V22H55ZM54 23V24H55ZM60 23V22H59ZM67 23V22H66ZM88 23H90V22H88ZM98 23H99V21H98ZM101 23V22H100ZM110 23H111V21H110ZM159 23V22H158ZM160 23H161V21H160ZM162 23H163V21H162ZM161 23V24H162ZM189 23V22H188ZM198 23V22H197ZM200 23V22H199ZM220 23V25H216V24H219ZM26 24V23H25ZM58 24V23H57ZM61 24V23H60ZM59 24V25H60ZM75 24V23H74ZM83 23H81V25H82ZM93 24H95V23H93ZM92 24V25H93ZM113 24V23H112ZM121 24V23H120ZM123 24V23H122ZM127 24H128V22H127ZM141 24V23H140ZM150 24V23H149ZM205 24H207V25H205ZM5 25V24H4ZM12 25V24H11ZM21 25V24H20ZM23 25V24H22ZM73 25V24H72ZM78 25H79V23L77 24V27H78ZM129 25H130V23H129ZM148 25V24H147ZM186 25V24H185ZM190 25V24H189ZM194 25V24H193ZM192 25V26H193ZM196 25V24H195ZM16 26V25H15ZM71 26V25H70ZM75 26V25H74ZM91 26V25H90ZM93 26H95V25H93ZM93 26H91V28L93 27ZM132 26V25H131ZM133 26H135V25H133ZM154 26V25H153ZM161 26V25H160ZM191 26V27H192ZM0 27H3V26H0ZM21 27V26H20ZM24 27H25V25H24ZM59 27H61V26H59ZM58 27V28H59ZM62 27L64 28V26L62 25ZM62 27L60 28V29H62ZM68 26H66V28H67ZM76 27V26H75ZM81 27V26H80ZM110 27V26H109ZM115 27V26H114ZM143 27V26H142ZM152 27V26H151ZM156 27V26H155ZM155 27H153V28H155ZM222 27H223V30H225L224 32L222 31ZM9 28V27H8ZM30 28V27H29ZM28 28V29H29ZM33 28V27H32ZM32 28H30V29H32ZM53 28V27H52ZM54 28H55V26H54ZM53 28V29H54ZM72 28V27H71ZM82 28H83V26H82ZM86 28V27H85ZM90 28V27H89ZM90 28V29H91ZM100 28V27H99ZM108 28V27H107ZM111 28V27H110ZM160 28V27H159ZM186 29H188V30H190L189 29V27L187 28V27H185ZM4 29H7V27L6 28H4ZM14 29H16V28H14ZM13 29V30H14ZM29 29V30H30ZM65 29V28H64ZM64 29L62 30V32L64 31ZM73 29H75L74 27H73ZM90 29H89V31H90ZM95 29V28H94ZM116 29H117V27H116ZM161 29H162V27H161ZM193 29V28H192ZM59 30V29H58ZM79 30H81V29H79ZM82 30H86V29H82ZM96 30V29H95ZM118 30H120V27H119V29ZM128 30V29H127ZM149 30V29H148ZM147 30V31H148ZM150 30H152V29H150ZM22 31V30H21ZM27 31V30H26ZM48 31V30H47ZM50 31V30H49ZM73 31V30H72ZM94 31V30H93ZM97 31V30H96ZM99 31V30H98ZM115 31H117V30H115ZM122 31V30H121ZM136 31H137V29H136ZM142 31V30H141ZM145 31V30H144ZM153 31H155L156 33H157V31H156V29L155 30H153ZM160 31V30H159ZM167 31V30H166ZM29 32V31H28ZM32 32V31H31ZM56 32V31H55ZM54 32V33H55ZM60 32L61 31H59V33H58V36L60 35ZM81 32V31H80ZM87 32V31H86ZM104 32H106L105 30H104ZM126 32V31H125ZM129 32V31H128ZM152 32V31H151ZM161 32V31H160ZM168 32V31H167ZM170 32V31H169ZM192 33H193V30L191 31ZM199 32V33H200ZM205 32V31H204ZM207 32H205V34L207 33ZM9 33V32H8ZM15 33H16V31H15ZM22 33H25V32H22ZM36 33H37V31H36ZM47 33H49V32H47ZM95 33V32H94ZM120 33V32H119ZM122 33H123V31H122ZM141 33V32H140ZM145 33H146V31H145ZM153 33V32H152ZM151 33V34H152ZM162 33V32H161ZM164 33V32H163ZM162 33V34H163ZM188 33V32H187ZM34 34V31H33V33H32V35ZM51 34H53L52 32H51ZM56 34V33H55ZM61 34H63V33H61ZM64 34H65V31H64ZM73 34V33H72ZM79 34V33H78ZM83 34H85V33H83L82 32V36H83ZM96 34H98V33H96ZM129 34V33H128ZM127 34V35H128ZM136 34V33H135ZM144 34V33H143ZM155 34V33H154ZM153 34V35H154ZM158 34H159V32H158ZM157 34V35H158ZM165 34V33H164ZM163 34V35H164ZM184 34V33H183ZM191 34V33H190ZM198 34V33H197ZM209 34H207V35H209ZM213 34V35H212ZM15 35V34H14ZM40 35H41V32H40ZM39 35V37H40V40H43V39H41V36ZM66 35H67V30H66ZM88 35H90V34H88ZM137 35H139V34H137ZM145 35V34H144ZM152 35V36H153ZM160 35V34H159ZM163 35H161L160 37L162 38L163 37ZM168 35H169V33H168ZM184 35H186V34H184ZM191 35H193V34H191ZM195 35H196V33H195ZM194 35V36H195ZM206 35V36H207ZM8 36H10V35H8ZM18 36V35H17ZM21 36V35H20ZM43 36H44V34H43ZM54 36V35H53ZM53 36H51L52 38H53ZM63 36V35H62ZM61 36V37H62ZM76 36V35H75ZM91 36V35H90ZM100 36V35H99ZM129 36V35H128ZM127 36V37H128ZM140 36H142V35H140ZM140 36H137L138 38H140ZM146 36V35H145ZM144 36V37H145ZM148 36V35H147ZM152 36H149V37H147V38H152ZM165 36V35H164ZM171 36V35H170ZM190 36V35H189ZM199 36L201 37L202 35H200L199 34ZM209 36V37H210ZM5 37V36H4ZM14 37V36H13ZM15 37H16V35H15ZM56 37V36H55ZM54 37V38H55ZM60 37V36H59ZM65 37V36H64ZM135 37V36H134ZM156 37V36H155ZM193 36H191L190 38H192ZM198 37V36H197ZM204 37V36H203ZM8 38H10V37H8ZM44 38V37H43ZM86 38V37H85ZM94 38V37H93ZM101 38V37H100ZM137 38V39H138ZM147 38H145L146 40H147ZM150 38V40H152ZM161 38H159V39H161ZM163 38H165V37H163ZM187 38H189L188 36H187ZM186 38V39H187ZM205 38V37H204ZM13 40H17V38H12ZM51 39V38H50ZM50 39H49V41H50ZM55 39H57V38H55ZM55 39L53 40V42L55 41ZM65 39V38H64ZM137 39H135V41L137 40ZM142 39H143V37H142ZM145 39H143V40H145ZM169 39V38H168ZM172 38H170V40H171ZM185 39V38H184ZM201 39V38H200ZM206 39H208V38H205V40ZM9 40V39H8ZM20 41H21V39H19ZM25 40V39H24ZM27 40V39H26ZM61 40V39H60ZM66 40V39H65ZM83 40H86V39H83ZM89 40H90V38H89ZM98 40V39H97ZM140 40V39H139ZM164 40V39H163ZM162 39L161 40H159V41H163ZM189 40V42H190V39H188ZM202 40V39H201ZM3 41V40H2ZM29 41V40H28ZM62 41V40H61ZM64 41V40H63ZM67 41V40H66ZM95 41H96V38H95ZM101 41V40H100ZM99 41V42H100ZM138 41V40H137ZM148 41V40H147ZM167 41V40H166ZM177 41H178V39H177ZM192 42L193 41H195V40H191ZM198 41V40H197ZM207 41H209V40H207ZM206 41V42H207ZM211 41V40H210ZM209 41V42H210ZM9 42V41H8ZM22 42V41H21ZM20 42V43H21ZM30 42V41H29ZM41 42V41H40ZM52 42V43H53ZM68 42V41H67ZM81 42V41H80ZM89 42H91V40L89 41ZM88 42V43H89ZM104 42H105V39H104ZM109 42V41H108ZM132 42H133V40H132ZM139 42V41H138ZM155 42V41H154ZM157 42V41H156ZM164 42V41H163ZM171 42V41H170ZM170 42H167V43H170ZM180 42V41H179ZM183 42V41H182ZM191 42V43H192ZM202 42H203V40H202ZM2 43V42H1ZM5 43H7V42H4V44ZM19 43V42H18ZM47 43V42H46ZM45 42L43 43V44H46ZM52 43H51V45H52ZM62 43V42H61ZM86 43V42H85ZM94 43H97V42H94ZM106 43H107V41H106ZM110 43V42H109ZM150 43V42H149ZM164 43H166V42H164ZM181 43V42H180ZM191 43H190V45L189 46H191ZM196 43V42H195ZM208 43V42H207ZM13 44H17L16 42H13ZM37 44V43H36ZM58 44H60L59 42H58ZM63 44V43H62ZM64 44H65V42H64ZM143 44H145V43H143ZM147 44V43H146ZM152 44V43H151ZM156 44V43H155ZM159 44V43H158ZM157 44V45H158ZM162 44V43H161ZM161 44H159V45H161ZM199 44H201V41H199ZM27 45V44H26ZM40 45H41V43H40ZM48 45V44H47ZM56 45V44H55ZM61 45V44H60ZM66 45V44H65ZM80 45H82V44H80ZM97 45V44H96ZM96 45H95V47H96ZM102 45V44H101ZM133 45H135V44H133ZM137 45V44H136ZM142 45V44H141ZM153 45V44H152ZM151 45V46H152ZM167 45V44H166ZM170 45V44H169ZM167 46V47H170V46ZM176 46H177V44H175ZM181 45H182V43H181ZM205 45V44H204ZM10 46V45H9ZM23 46H25V45H23ZM30 46V45H29ZM49 46V45H48ZM64 46V45H63ZM69 46V45H68ZM88 46V45H87ZM99 46V45H98ZM106 46V45H105ZM150 46V45H149ZM156 46V45H155ZM154 46V47H155ZM175 46V47H176ZM185 46V45H184ZM198 46V45H197ZM199 46H201V45H199ZM198 46V47H199ZM206 46V45H205ZM15 47H16V45H15ZM50 47V46H49ZM55 47H57V45L55 46ZM58 47H59V45H58ZM79 47V46H78ZM100 47V46H99ZM98 47V48H99ZM103 47V46H102ZM157 47V46H156ZM161 47V46H160ZM163 47V46H162ZM172 47V46H171ZM170 47V48H171ZM174 47V46H173ZM174 47V48H175ZM188 47V46H187ZM193 46H191V47H189L188 49H190V48H192ZM202 47V46H201ZM200 47V50H202V48ZM204 47V46H203ZM209 47V46H208ZM12 48V47H11ZM14 48V47H13ZM20 48H22V46H20ZM33 48V47H32ZM37 48V47H36ZM43 48V47H42ZM79 48H81V47H79ZM139 48V47H138ZM142 48V47H141ZM141 48H140V50H141ZM147 48V47H146ZM164 49H165V47H163ZM169 48V49H170ZM194 48V47H193ZM195 48H196V46H195ZM194 48V49H195ZM212 48V47H211ZM214 48V47H213ZM8 49V48H7ZM7 49H6V51H7ZM19 49V48H18ZM25 49H26V47H25ZM44 49V48H43ZM45 49H47V48H45ZM52 49H53V47H52ZM55 49V48H54ZM58 49V48H57ZM56 49V50H57ZM88 49V48H87ZM176 49H178V48H176ZM175 49V50H176ZM180 49V48H179ZM182 49V48H181ZM183 49H184V47H183ZM187 49V50H188ZM205 49H208L207 47L205 48ZM22 50H23V48H22ZM34 50H35V48H34ZM81 50V49H80ZM137 50V49H136ZM152 50V49H151ZM156 50V49H155ZM159 50V49H158ZM161 50V49H160ZM172 50H173V48H172ZM171 50V51H172ZM175 50L174 51H172V52H174L175 53ZM185 50H186V48H185ZM204 50V49H203ZM15 51V50H14ZM17 51V50H16ZM25 51V50H24ZM36 51V50H35ZM39 51V50H38ZM48 51H49V48H48ZM53 51V50H52ZM83 51H84V47H83ZM138 51V50H137ZM165 50H163V52H164ZM167 51H169L168 49H167ZM190 51V50H189ZM199 50H197V52H198ZM208 51H212V50H208ZM207 50H206V52L205 53H207L208 52ZM1 52V51H0ZM29 52H31V51H29ZM37 52V51H36ZM40 52V51H39ZM158 52V51H157ZM182 52V51H181ZM181 52L179 53V55L181 54ZM186 52V51H185ZM201 52V51H200ZM13 53V52H12ZM18 53H21L20 51L18 52ZM32 53H34V52H31V54ZM83 53H85V52H83ZM155 53V52H154ZM161 53V52H160ZM191 53V52H190ZM190 53H188L187 52V54H190ZM202 53V52H201ZM208 53V54H209ZM13 54H15V53H13ZM17 54V53H16ZM43 54V53H42ZM90 54V53H89ZM102 54V53H101ZM171 54V53H170ZM183 55H185L184 53H182ZM194 54H195V52H194ZM198 54H200V53H198ZM207 54V55H208ZM10 55V54H9ZM26 55V54H25ZM28 55V54H27ZM39 55H41L40 53H39ZM38 55V56H39ZM44 55V54H43ZM94 55V54H93ZM104 55V54H103ZM102 55V56H103ZM163 55H165V53L163 54ZM177 55V54H176ZM22 56H23V54H22ZM42 56V55H41ZM45 56V55H44ZM75 56V55H74ZM73 56V59L75 58ZM91 56V55H90ZM105 56H107V55H105ZM152 56H156L155 54H153ZM167 56H168V52H167ZM190 56V55H189ZM4 57V56H3ZM11 57H12V55H11ZM14 57V56H13ZM17 57V56H16ZM27 57V56H26ZM35 57V56H34ZM95 57H100L99 55L97 56H95ZM162 57V56H161ZM164 57V56H163ZM173 57H174V55H173ZM172 57V55L170 56V58H173ZM186 57V56H185ZM188 57V56H187ZM193 57V56H192ZM195 57V56H194ZM197 57V56H196ZM205 57V56H204ZM206 57H208V56H206ZM210 57V56H209ZM2 58V57H1ZM15 58V57H14ZM19 58V57H18ZM24 58H25V56H24ZM76 58H78V57H76ZM75 58V59H76ZM87 58V57H86ZM154 58H156V57H154ZM160 58V57H159ZM158 58V59H159ZM165 58V57H164ZM169 58V57H168ZM198 58V57H197ZM199 58H202V54H201V57H199ZM198 58V59H199ZM38 59V58H37ZM71 59V58H70ZM92 59V58H91ZM99 59H101V58H99ZM157 59V60H158ZM181 59H183V58H181ZM197 59V60H198ZM208 59V58H207ZM65 60V59H64ZM72 60V59H71ZM77 60V59H76ZM80 60V59H79ZM120 60V58L119 59H117V63L118 64H120L119 61ZM160 60V59H159ZM168 60H170V59H168ZM178 60V59H177ZM180 60V59H179ZM184 60H187V58H184L183 59V61ZM189 60H190V58H189ZM194 60H195V58H194ZM204 60H206V59H204ZM212 60V61H213ZM4 61V60H3ZM16 61V60H15ZM21 61V60H20ZM28 61V60H27ZM33 61V60H32ZM31 61V62H32ZM90 61V60H89ZM95 61H98V60H95ZM103 61V60H102ZM122 61V60H121ZM163 61V60H162ZM167 60H165L164 62H166ZM173 61H176L175 60V57H174V60H172V62ZM191 61V60H190ZM200 61V60H199ZM10 62H11V60H10ZM18 62V61H17ZM16 62V63H17ZM25 62H26V60H25ZM65 62H67V61H65ZM69 62V61H68ZM92 62V61H91ZM106 62V61H105ZM110 61H108V63H109ZM112 62V61H111ZM116 62V60L114 61V63ZM155 62H156V60H155ZM155 62H153L152 64H155ZM160 62H161V60H160ZM189 62V61H188ZM188 62H184V64L185 63H188ZM201 62V61H200ZM206 62V61H205ZM209 62H211V61H209ZM9 63V62H8ZM33 63V62H32ZM36 63V62H35ZM40 63V62H39ZM103 63V62H102ZM122 63V62H121ZM168 63V62H167ZM169 63H171V62H169ZM178 63V62H177ZM179 63H180V61H179ZM181 63H183V62H181ZM193 63V62H192ZM196 63V62H195ZM203 63H204V61H203ZM207 63V62H206ZM13 63H11V65H12ZM15 64V63H14ZM27 64V63H26ZM41 64V63H40ZM93 64V63H92ZM105 64V63H104ZM158 64V63H157ZM156 64V65H157ZM172 64V63H171ZM194 64V63H193ZM193 64H192V66H193ZM199 64V63H198ZM2 65V64H1ZM16 65V64H15ZM34 65V64H33ZM36 65V64H35ZM96 65V64H95ZM99 65H101V64H99ZM106 65V64H105ZM110 66H111V64H109ZM165 65V64H164ZM164 65H162V68H163V66ZM173 65H175V64H173ZM190 65V64H189ZM196 66H197V64H195ZM209 65V64H208ZM207 65V66H208ZM26 66V65H25ZM117 66V65H116ZM115 66V67H116ZM158 66H159V64H158ZM182 66H183V64H182ZM200 66V65H199ZM198 66V67H199ZM212 65H211V63H210V67H211ZM213 66V67H214ZM37 67V66H36ZM101 67V66H100ZM102 67H105L104 65L102 66ZM106 67H107V65H106ZM114 67V69L117 71L118 69H116ZM157 67V66H156ZM164 67H166V66H164ZM169 66L167 65V68H168ZM179 67H181V66H179ZM184 67V66H183ZM187 67V66H186ZM186 67H184V68H186ZM190 67V66H189ZM0 68H1V66H0ZM4 68V67H3ZM11 68V67H10ZM13 68V67H12ZM17 68V67H16ZM34 68V67H33ZM161 68V69H162ZM167 68H166V70H167ZM170 69H171V67H169ZM178 68V67H177ZM183 68V69H184ZM207 68V67H206ZM2 69V68H1ZM35 69L36 68H34V71H35ZM107 69V68H106ZM111 69V68H110ZM120 69V68H119ZM164 69V68H163ZM173 69V68H172ZM186 69H188V68H186ZM194 69V68H193ZM195 69L196 70H198L196 67H195ZM201 69H203L202 67L200 68V71H196V72H201L202 70ZM211 69H213V68H211ZM2 70H4V69H2ZM19 70H20V68H19ZM169 70V69H168ZM177 70H179V69H177ZM176 70V71H177ZM182 70V69H181ZM204 70H206V69H204ZM210 70V69H209ZM36 71H39V69L37 70L36 69ZM101 71V70H100ZM173 71V70H172ZM188 71V70H187ZM189 71H191V70H189ZM195 71V70H194ZM208 71V70H207ZM206 71V72H207ZM4 72H5V70H4ZM3 72V73H4ZM20 72V71H19ZM25 72V71H24ZM31 72V71H30ZM33 72V71H32ZM111 72H113V71H111ZM164 72H168V71H164ZM169 72H170V70H169ZM168 72V73H169ZM183 72V71H182ZM209 72V71H208ZM9 73V72H8ZM17 73V72H16ZM108 73V72H107ZM114 73V72H113ZM173 73V72H172ZM187 73H189V72H187ZM5 74H7V73H5ZM15 74V73H14ZM18 74H20V73H18ZM43 75H44V73H42ZM170 75H171V73H169ZM175 74V73H174ZM180 74V73H179ZM189 74H192V73H189ZM187 75V76H190V75ZM195 73H193L190 77H192V76H194V78H195V75H197V74H195ZM211 74H209V75H211ZM3 75V74H2ZM23 75H26V74H23ZM46 75V74H45ZM45 75H44V78L43 79H45ZM54 76H56L55 74H53ZM93 75V74H92ZM101 75H102V73H101ZM166 75V74H165ZM169 75V76H170ZM182 75V74H181ZM184 75H186V72H185V74ZM1 76V75H0ZM30 76H33V75H30ZM35 76H36V74H35ZM42 76V75H41ZM47 76L48 75H46V79H47ZM52 76V75H51ZM107 76V75H106ZM105 76V77H106ZM112 77L111 75H108V77L107 78H110V77ZM187 76H186V78H187ZM199 76V75H198ZM201 76V75H200ZM199 76V77H200ZM5 77V76H4ZM3 77V78H4ZM20 77V76H19ZM28 77V76H27ZM49 77V76H48ZM166 77V76H165ZM170 77H174L173 76V74H172V76H170ZM178 77H182V76H178ZM184 77V76H183ZM204 77H206L205 76V74H204ZM9 78V77H8ZM7 78V79H8ZM25 78V77H24ZM33 78H35L34 76H33ZM37 78H38V76H37ZM36 78V79H37ZM54 78V77H53ZM90 78H91V76H90ZM93 78H94V76H93ZM98 79H99V77H97ZM101 78V77H100ZM103 78V77H102ZM164 78V77H163ZM189 78V77H188ZM198 78V77H197ZM201 78V77H200ZM211 78V77H210ZM10 79V78H9ZM30 79H32L31 77H30ZM48 79H50V77L48 78ZM65 79V78H64ZM67 79V78H66ZM65 79V80H66ZM89 79V78H88ZM112 79V78H111ZM113 79H114V77H113ZM192 79H193V77H192ZM202 79H204V78H202ZM211 79H213V78H211ZM24 80V79H23ZM55 80V79H54ZM57 80H59V79H57ZM73 80V79H72ZM75 80V79H74ZM90 80V79H89ZM93 80H96V79H93ZM102 80V79H101ZM104 80V79H103ZM107 80H109V79H105V81L107 82ZM168 80V79H167ZM174 80V79H173ZM177 81H178V79H176ZM175 80V81H176ZM180 80H182V79H180ZM189 80V79H188ZM209 80V79H208ZM12 81V80H11ZM18 81H20V79L18 80ZM41 81V80H40ZM39 81V82H40ZM47 81V80H46ZM50 81H52L51 79H50ZM49 81V82H50ZM86 81V83L88 82V80H85ZM84 81V82H85ZM90 81H92V78H91V80ZM185 81V80H184ZM196 82H198V79H196L195 80ZM205 81V80H204ZM206 81H207V79H206ZM211 81V80H210ZM21 82V81H20ZM38 82V81H37ZM42 82V81H41ZM44 82H45V80H44ZM48 82V81H47ZM49 82H48V84H49ZM65 82V81H64ZM94 83L95 82H98L97 80L96 81H93ZM110 82H113V80H111ZM109 82V83H110ZM114 82H116V81H114ZM173 82V81H172ZM171 82V83H172ZM181 82H183V81H181ZM192 82H194V81H191V82H189V83H191L192 84ZM200 83L202 82L201 81V79H200V81H199ZM13 83V82H12ZM19 83V82H18ZM24 83V82H23ZM30 83V82H29ZM54 83V82H53ZM57 83V82H56ZM67 83V82H66ZM65 83V84H66ZM75 83V82H74ZM85 83V85L84 86H86L87 84ZM89 83H92V82H88V84ZM99 83H100V81H99ZM104 83V82H103ZM178 83V82H177ZM180 83V82H179ZM184 83V82H183ZM210 83V82H209ZM209 83H207V84H209ZM214 83H213V86H214ZM3 84V83H2ZM44 84V83H43ZM50 84H51V82H50ZM71 83H69V85H70ZM84 84V83H83ZM105 84V83H104ZM115 84V83H114ZM114 84H113V86H114ZM116 84H118V83H116ZM174 84H176V82L174 83ZM182 84V83H181ZM188 84V83H187ZM194 84H197V83H194ZM56 85V84H55ZM68 85V84H67ZM76 86H77V84H75ZM96 85V84H95ZM108 85V84H107ZM106 85V86H107ZM110 85V87H111V84H109ZM169 85H171V84H169ZM199 84H197L196 86H198ZM203 85V84H202ZM204 85H206V83H204ZM211 85V84H210ZM210 85H208V86H210ZM11 86V85H10ZM26 86V85H25ZM44 86V85H43ZM50 86V85H49ZM82 86V85H81ZM88 86H90V85H88ZM96 86H98V85H96ZM117 86L118 85H115L113 88L115 89V87H116V89H117ZM168 86V85H167ZM179 86H181V85H179ZM193 86V85H192ZM208 86H206V87H208ZM212 86V85H211ZM2 87V86H1ZM0 87V88H1ZM5 87V86H4ZM15 87V86H14ZM27 87V86H26ZM42 87V86H41ZM52 87V86H51ZM54 87H56V86H54ZM71 87H74V85L73 86H71ZM79 87H80V85H79ZM78 87V88H79ZM91 87H93V84H92V86ZM103 87V86H102ZM101 87V88H102ZM109 87V86H108ZM107 87V88H108ZM119 87V86H118ZM171 87V86H170ZM175 87H178V86H175ZM182 87V86H181ZM183 87H185V85L183 86ZM199 87V86H198ZM204 87V86H203ZM206 87H205V89H206ZM16 88V87H15ZM40 88V87H39ZM38 88V89H39ZM44 88V87H43ZM46 88V87H45ZM53 88V87H52ZM66 88V87H65ZM189 88V87H188ZM191 88V87H190ZM193 88V87H192ZM36 89H37V87H36ZM56 89V88H55ZM67 89V88H66ZM69 89H71L72 90V88H70L69 87ZM96 89V88H95ZM100 89V88H99ZM103 89V88H102ZM104 89H106V87H104ZM104 89L102 90V91H104ZM109 89V88H108ZM119 90L121 89V88H118ZM172 89V88H171ZM179 89H180V87H179ZM199 89V91H201L200 89H202V86L200 87V88H198ZM210 89H211V87H210ZM209 89V91H212L213 89H211L210 90ZM14 90V89H13ZM27 90V89H26ZM43 90V89H42ZM46 90V89H45ZM53 90V89H52ZM65 90V89H64ZM84 90V89H83ZM93 90H94V88H93ZM92 90V91H93ZM169 90V89H168ZM173 90V89H172ZM176 89H174L173 91H175ZM186 90H188V92L187 93H189V92H191V91H189V89H186ZM192 90V89H191ZM196 90V89H195ZM195 90H193V91H195ZM207 90V89H206ZM215 90V89H214ZM29 91H30V89H29ZM36 91V90H35ZM51 91V90H50ZM56 91V90H55ZM101 91V90H100ZM101 91V92H102ZM109 91H110V89H109ZM172 91V92H173ZM178 91V90H177ZM183 91H185V90H183ZM203 91H204V89H203ZM23 92V91H22ZM37 92H39V91H37ZM42 92V91H41ZM47 92V91H46ZM45 92V93H46ZM51 92H54V91H51ZM51 92H47L48 94H50ZM64 92V91H63ZM66 92V91H65ZM64 92V93H65ZM69 92V94H70V91H68ZM87 92V91H86ZM99 92V91H98ZM112 92H115L114 90L112 91ZM119 92V91H118ZM171 92V93H172ZM186 92H184V94L186 93ZM195 92H197L198 93V91H195ZM195 92H193L194 94H196ZM202 92V91H201ZM200 92V93H201ZM205 92V91H204ZM213 93H216V92H214V91H212ZM1 93H3V92H0V94ZM6 93V92H5ZM4 93V94H5ZM57 93V92H56ZM72 93V92H71ZM76 93V92H75ZM89 93L91 94V92L89 91ZM170 93V94H171ZM24 94V93H23ZM23 94H21V95H23ZM27 95H28V93H26ZM52 94V93H51ZM66 94H68V93H66ZM68 94V95H69ZM73 94V93H72ZM87 94V93H86ZM98 94V93H97ZM161 94V93H160ZM181 94V91H180V93L179 94H175V96H177V95H180ZM190 94V93H189ZM10 95V94H9ZM40 96H41V94H39ZM43 95V94H42ZM45 95V94H44ZM58 95V94H57ZM62 95V94H61ZM61 95H59V96H61ZM64 95V94H63ZM67 95V96H68ZM93 95H95V94H93ZM100 95V94H99ZM198 95V94H197ZM201 95V94H200ZM199 95V96H200ZM214 95V94H213ZM216 95V94H215ZM7 96V95H6ZM18 93L17 92H15V93H13V96L11 95L10 97L13 99L12 101H15V103L17 102V100H18ZM26 96V95H25ZM40 96H39V98H40ZM90 95H88V97H89ZM97 96V95H96ZM172 96V95H171ZM201 96V97H202ZM204 96V97H205ZM22 98H21V100H23V99H25V98H23V96H21ZM37 97V96H36ZM42 98H43V96H41ZM51 97H52V95H51ZM53 97H56L57 98V96H54L53 95ZM64 97H66V96H64ZM70 97V96H69ZM72 97V96H71ZM71 97H70V99H71ZM76 97V96H75ZM78 97H80V96H78ZM94 98H95V96H93ZM177 97H179V96H177ZM176 97V98H177ZM189 97V96H188ZM195 97V101L197 102V101H199V100H197L196 98V95L194 96ZM203 97V98H204ZM216 97H217V95H216ZM39 98H38V101H40L39 100ZM41 98V99H42ZM47 98V97H46ZM55 98V99H56ZM61 98H62V96H61ZM90 98V97H89ZM180 98V97H179ZM178 98V99H179ZM214 98V97H213ZM4 99V98H3ZM54 99V98H53ZM58 99H59V97H58ZM64 100L66 99V98H63ZM74 99V98H73ZM72 99V101L74 102V100ZM76 99V98H75ZM96 99V98H95ZM189 99H191V97L189 98ZM199 99H201L200 100V105L202 104V98H200L199 97ZM205 99H203L204 101L203 102H205L206 103V100ZM209 99V100H208ZM255 99V98H254ZM8 100V99H7ZM45 100H47V99H45ZM57 100V99H56ZM69 100V99H68ZM97 100V102H98V99H96ZM106 100V99H105ZM192 100V99H191ZM190 100V101H191ZM211 100V101H210ZM261 100V99H260ZM5 101H6V99H5ZM11 101V102H12ZM26 101H28V100H26ZM44 101V100H43ZM50 101V100H49ZM52 101V100H51ZM58 101V100H57ZM62 102H63V100H61ZM65 101H67V100H65ZM92 101V100H91ZM104 101V100H103ZM254 101V100H253ZM252 101V102H253ZM3 101H1V103H2ZM25 102V101H24ZM29 102V101H28ZM33 102V101H32ZM35 102V101H34ZM58 102H60V101H58ZM61 102V103H62ZM69 102H70V100H69ZM72 102V103H73ZM96 102V101H95ZM210 102H211V104H210ZM214 102V101H213ZM23 103V102H22ZM64 103V102H63ZM75 103V102H74ZM91 103V102H90ZM198 102H197V104H199ZM204 103V104H205ZM9 104V103H8ZM11 104H13V105H15L14 103H11ZM29 104H30V102H29ZM32 104H34V103H32ZM57 104V103H56ZM60 104V103H59ZM67 104V103H66ZM71 104V103H70ZM195 103H193V105H194ZM206 104H208V103H206ZM4 105H5V103H4ZM11 106L10 107V109H9V107L7 108L9 111H12V112H16L15 111V109H13L14 108V106ZM44 105V104H43ZM65 105V104H64ZM68 105H69V103H68ZM91 105V104H90ZM89 105V106H90ZM96 105V104H95ZM98 105V104H97ZM192 105V106H193ZM251 105V104H250ZM256 106H257V104H255ZM24 106V105H23ZM22 106V107H23ZM26 107H27V105H25ZM48 106H49V104H48ZM52 106V105H51ZM51 106H49V110L51 109L50 107ZM59 106V105H58ZM100 106V105H99ZM98 106V107H99ZM103 106H107V104L105 105H103ZM188 106V105H187ZM195 106H199V105H194V107ZM248 106V105H247ZM252 106L253 108H257V107H259V106ZM17 107H18V105H17ZM31 107V106H30ZM37 107V106H36ZM55 107H57V106H55ZM60 107H62V106H60ZM64 107V106H63ZM68 107V106H67ZM84 107V106H83ZM82 107V108H83ZM93 107H94V105H93ZM204 107H205V105H204ZM3 108V107H2ZM33 108V107H32ZM40 108V107H39ZM58 108V107H57ZM66 108V107H65ZM78 108H79V106H78ZM85 109L87 108V107H84ZM91 108V107H90ZM106 108V107H105ZM105 108H103V109H101L102 111H104V109ZM191 108H193V107H190V109ZM198 108V107H197ZM246 108H248V107H246ZM250 108V107H249ZM29 109V108H28ZM37 110H38V108H36ZM46 109V108H45ZM63 109L64 108H62V112H63ZM66 109H68V108H66ZM65 109V110H66ZM72 109V108H71ZM88 109V108H87ZM108 109V108H107ZM195 109V108H194ZM254 109V110H255ZM4 110V109H3ZM17 110V109H16ZM21 110H23V109H21ZM31 110V109H30ZM48 110V111H49ZM59 110V109H58ZM92 110V109H91ZM98 110H99V108H98ZM106 110V109H105ZM178 110V109H177ZM177 110H175L174 111V113H177ZM199 110H201V108L199 107V109H198V111ZM211 110V111H210ZM241 110V109H240ZM253 110V111H254ZM2 110H0V112H1ZM39 111H42V110H40L39 109ZM68 111H69V109H68ZM70 111H72V110H70ZM75 111H77V110H75ZM101 111V112H102ZM170 111H172V110H170ZM256 111V110H255ZM260 111V110H259ZM2 112H4V111H2ZM23 113H25V110H23L22 111ZM27 112V111H26ZM30 112V111H29ZM35 112H38V111H34V113ZM43 112V111H42ZM60 112V111H59ZM65 112V111H64ZM73 112V111H72ZM78 112V111H77ZM105 112V111H104ZM156 112V111H155ZM154 112V113H155ZM48 113V112H47ZM52 113V112H51ZM51 113H49L50 115H52ZM56 113H57V111H56ZM71 113V112H70ZM89 113H90V110H89ZM88 113V114H89ZM145 113H147V112H145ZM151 113V112H150ZM174 113H172L173 115H174ZM179 113H181L180 111H179ZM249 113V112H248ZM258 114H259V112H257ZM2 114V113H1ZM7 114H9L8 112H7ZM31 114H33V113H31ZM41 114V113H40ZM63 114V113H62ZM66 114H69V113H66ZM75 114H76V112H75ZM82 114V113H81ZM88 114H86V115H88ZM91 114H93V113H91ZM96 114V113H95ZM104 114V113H103ZM107 114V113H106ZM108 114H109V112H108ZM143 114V116H144V113H142ZM148 114V113H147ZM146 114V116L147 117H149L148 115ZM166 114L167 113H165V116H166ZM182 114V113H181ZM10 115V114H9ZM9 115H8V117H9ZM24 115V114H23ZM34 115V114H33ZM32 115V116H33ZM43 115H47V114H43ZM64 115V114H63ZM62 115V116H63ZM72 115H73V113H72ZM77 115H79V114H77ZM113 115V114H112ZM151 115V114H150ZM153 115H155V114H153ZM153 115H151L152 117H154ZM156 115H158V117H159V114H156ZM155 115V116H156ZM168 115V114H167ZM184 115V114H183ZM199 115L200 114H198V117H199ZM241 115H243V112H242V114ZM10 116H12V115H10ZM36 116V115H35ZM41 116V115H40ZM54 116H56V117H59V116H57V115H54ZM69 116V118H70V114L68 115ZM96 116V115H95ZM94 116V117H95ZM104 116V115H103ZM102 116V117H103ZM111 116V115H110ZM110 116H109V118H110ZM175 116H176V114H175ZM187 116V115H186ZM197 116V115H196ZM3 117V116H2ZM7 117V116H6ZM5 117V118H6ZM13 117V116H12ZM29 117V116H28ZM39 117V116H38ZM42 117V116H41ZM47 117V116H46ZM49 117V116H48ZM82 117H85V115L84 116H82ZM106 117V116H105ZM115 117V116H114ZM160 117H161V115H160ZM179 117V116H178ZM182 117V116H181ZM193 117V116H192ZM244 117V116H243ZM264 117V116H263ZM18 118V117H17ZM21 118V117H20ZM23 118V117H22ZM33 118V117H32ZM45 118V117H44ZM50 118V117H49ZM62 118V117H61ZM65 118V117H64ZM68 118V117H67ZM72 118V117H71ZM70 118V119H71ZM79 117L77 116V119H78ZM90 118H91V116H90ZM93 118V117H92ZM144 119L146 118L145 116L143 117ZM166 118H167V116H166ZM180 118V117H179ZM185 118V117H184ZM187 118V117H186ZM197 118V117H196ZM201 118V117H200ZM199 118V119H200ZM8 119V118H7ZM13 119V118H12ZM11 119V117H10V119L9 120H12ZM23 119H26V118H23ZM36 119V118H35ZM43 119V118H42ZM53 119V118H52ZM74 119V118H73ZM89 119V118H88ZM95 119V118H94ZM93 119V120H94ZM104 119V118H103ZM115 118H113V120H114ZM118 119V118H117ZM147 119V118H146ZM151 118H149V120H150ZM160 119V118H159ZM168 119V118H167ZM181 120H183L182 118H180ZM3 120V119H2ZM27 120V119H26ZM38 120H40V119H38ZM44 120V119H43ZM45 120H47V118L45 119ZM54 120V119H53ZM75 120V119H74ZM92 120V121H93ZM106 120H109V119H106ZM153 120V119H152ZM155 120H157L156 118H155ZM161 120V119H160ZM171 120H173V119H171ZM181 120H179V121H181ZM193 120V119H192ZM8 121V120H7ZM14 121V120H13ZM13 121H12V123H13ZM16 121V120H15ZM17 121H18V119H17ZM20 121V120H19ZM23 121V120H22ZM47 121H50V120H47ZM57 121V120H56ZM61 121H63V120H61ZM67 121V120H66ZM82 121V120H81ZM85 121H87V120H85ZM90 121V120H89ZM97 121V119L95 120V122ZM166 121V120H165ZM170 121V120H169ZM168 121V123H170ZM189 121H190V119H189ZM193 121H195V120H193ZM192 121V123H194ZM196 121H200V123L199 122H197V124L199 125V124H201V120H196ZM28 122H29V120H28ZM33 122V121H32ZM51 122V121H50ZM59 122V121H58ZM57 122V123H58ZM72 123L74 122L75 123V121H71ZM88 122V121H87ZM108 122V121H107ZM110 122H112L111 124H113V121H110ZM117 122V121H116ZM158 122V121H157ZM162 122H164V121H162ZM173 122V121H172ZM188 122V121H187ZM0 123H2V122H0ZM11 123V122H10ZM21 123V122H20ZM24 123V122H23ZM36 122H34V124H35ZM38 123V122H37ZM53 123H55V121H53ZM62 123V122H61ZM68 123H69V120H68ZM71 123V124H72ZM77 123H78V121H77ZM76 123V124H77ZM80 123V122H79ZM83 123V122H82ZM98 123H99V120H98ZM102 123V122H101ZM109 123V122H108ZM120 123V122H119ZM154 124H155V122H153ZM165 123V122H164ZM174 123V122H173ZM175 123H176V121H175ZM183 123H184V121H183ZM182 123V124H183ZM186 123V122H185ZM184 123V124H185ZM189 123H191V122H189ZM191 123V124H192ZM196 123V122H195ZM195 123L193 124V127H194V129H197L198 127H200V125L198 126V127H196L197 125H195ZM33 124V123H32ZM40 124V123H39ZM38 124V125H39ZM63 124V123H62ZM70 124V123H69ZM69 124H67V126L69 125ZM85 124V123H84ZM89 124V123H88ZM149 124H151L152 125V123H149ZM158 124H159V122H158ZM157 124V125H158ZM171 124V123H170ZM180 124V126H181V123H179ZM191 124H189L190 126H191ZM16 125H17V123H16ZM41 125H43V124H41ZM40 125V126H41ZM59 125V124H58ZM61 125V124H60ZM65 125H66V122H65ZM75 125V124H74ZM73 125V126H74ZM78 125V124H77ZM80 125H81V123H80ZM80 125H79V127H80ZM92 125V124H91ZM95 125V124H94ZM104 125V124H103ZM122 125V124H121ZM150 125V126H151ZM160 125V124H159ZM171 125H174V124H171ZM178 125V124H177ZM195 125V126H194ZM9 126V125H8ZM11 126V125H10ZM15 126V125H14ZM20 126H21V124H20ZM20 126H19V130H20ZM55 126H57V125H55ZM101 126V125H100ZM112 126V125H111ZM148 126V125H147ZM168 126V125H167ZM175 126V125H174ZM179 125L177 126L178 127V129H179V127H180ZM1 127V126H0ZM3 127H4V125H3ZM6 127V126H5ZM22 127V126H21ZM24 127V126H23ZM22 127V128H23ZM47 127H48V125H47ZM63 128H64V126H62ZM76 127V126H75ZM78 127V126H77ZM82 127V126H81ZM104 127V126H103ZM118 127H119V125H118ZM155 127H157L156 125H154L152 128H155ZM182 127V129L183 130H185V128L186 127H189V126H186L185 125V128H183L184 127V125H182L181 126ZM181 127H180V131H181ZM49 128V127H48ZM52 128V127H51ZM96 128L98 129V127L96 126ZM107 128H108V126H107ZM114 128H115V125H114ZM113 128V129H114ZM121 128H123L122 126H121ZM139 128V127H138ZM146 128V127H145ZM148 128V127H147ZM151 128V129H152ZM162 128V127H161ZM160 128V129H161ZM167 128V127H166ZM170 128V127H169ZM171 128H173V127H171ZM190 128V127H189ZM8 129V128H7ZM14 129V128H13ZM42 129V128H41ZM76 129V128H75ZM82 130H84L83 129V127L81 128ZM96 129V130H97ZM103 128H101V130H102ZM112 129V130H113ZM118 129V128H117ZM144 129V128H143ZM158 129H159V127H158ZM163 129H164V127H163ZM162 129V130H163ZM175 129H176V127H175ZM1 130V129H0ZM4 130V129H3ZM6 130V129H5ZM4 130V131H5ZM23 132H24V130L23 129H21ZM31 130V129H30ZM38 130H39V128H38ZM47 130V129H46ZM50 130V129H49ZM53 130V129H52ZM51 130V131H52ZM55 130H57V129H55ZM73 130H74V127H73ZM148 130V129H147ZM153 130V129H152ZM165 130V129H164ZM168 130V129H167ZM170 130V129H169ZM168 130V131H169ZM173 130V129H172ZM191 130H192V127H191ZM15 131H16V129H15ZM40 131H42V130H40ZM39 131V132H40ZM60 131V130H59ZM78 131L79 132H84V131H81V130H79L78 129ZM87 131V130H86ZM90 131V130H89ZM100 131V130H99ZM104 131V130H103ZM115 131H117V130H115ZM124 131H125V129H124ZM176 131V130H175ZM186 131L187 130H185V132L184 133H186ZM189 131V130H188ZM192 131H197V130H192ZM192 131H191V133H192ZM7 132V131H6ZM11 132H13V131H11ZM19 132H21V131H19ZM18 131H17V134H18V137L20 136V139L22 138L21 137V135H20V133H19ZM35 132H37L36 131V128H35ZM47 132V131H46ZM58 132V131H57ZM62 132V131H61ZM111 132V131H110ZM109 132V133H110ZM145 132V131H144ZM143 132V133H144ZM147 132V131H146ZM145 132V133H146ZM162 132V131H161ZM164 132H166V131H164ZM174 132V131H173ZM172 132V133H173ZM197 132V133H198ZM10 133V132H9ZM8 133V134H9ZM15 133V132H14ZM26 133V132H25ZM25 133H22V134H25ZM38 133V132H37ZM53 133V132H52ZM64 133H66L67 134V132H64L63 131V134ZM71 133H73V132H71ZM71 133H68V134H71ZM85 133V132H84ZM95 133H96V131H95ZM101 133H103V132H101ZM114 133V132H113ZM112 133V134H113ZM116 133H119V132H116ZM124 133V132H123ZM122 133V134H123ZM149 133V132H148ZM153 133V132H152ZM170 133V132H169ZM169 133H167V134H169ZM171 133V134H172ZM183 133V132H182ZM183 133V134H184ZM194 133V132H193ZM12 134V133H11ZM41 133H39V134H36V135H40ZM43 134V133H42ZM58 134V133H57ZM93 134V133H92ZM99 134V133H98ZM147 134V133H146ZM144 135L145 137L146 136H149V135H151V133L150 134H147V135ZM157 134V133H156ZM163 134V133H162ZM170 134V135H171ZM178 134H180V133H178ZM188 134V133H187ZM190 134V133H189ZM2 135V134H1ZM26 135V134H25ZM28 135V134H27ZM65 135V134H64ZM86 135H88V134H86ZM110 135V134H109ZM114 135H116V134H114ZM124 135H126V133L124 134ZM158 135H160V133L158 134ZM196 135L198 136V134H195V137H196ZM10 136V135H9ZM15 136V135H14ZM43 136V135H42ZM51 136V135H50ZM53 136V135H52ZM60 136V135H59ZM61 136H62V134H61ZM67 136V135H66ZM78 136V135H77ZM77 136H76V140H77ZM94 136V135H93ZM100 136V135H99ZM103 136V135H102ZM108 136V135H107ZM152 136V135H151ZM154 136V135H153ZM161 136V135H160ZM163 136H164V134H163ZM168 136V135H167ZM174 136V135H173ZM179 136V135H178ZM182 136V135H181ZM189 136H191V135H189ZM192 136H194L193 134H192ZM10 137H12V136H10ZM30 137V136H29ZM28 137V138H29ZM38 137H40V136H38ZM56 137V136H55ZM80 137V136H79ZM91 137V136H90ZM114 137V136H113ZM119 137H121V136H119ZM124 137V136H123ZM126 137V136H125ZM144 137V138H145ZM2 138V137H1ZM1 138H0V140H1ZM37 138V137H36ZM47 138V137H46ZM65 139H66V137H64ZM80 138H82V137H80ZM93 138V137H92ZM108 138V137H107ZM160 138H162V137H160ZM168 138V137H167ZM178 138V137H177ZM176 138V139H177ZM182 138V140H184L183 139V137H181ZM185 138V137H184ZM186 138H188V137H186ZM198 138V137H197ZM4 139V138H3ZM11 139V138H10ZM13 139H14V137H13ZM12 139V141H13V143H15V141ZM15 139H16V137H15ZM23 139H24V137H23ZM30 139V138H29ZM41 139V138H40ZM61 139V138H60ZM68 139V138H67ZM83 139H86V138H83ZM89 139V138H88ZM87 139V140H88ZM98 139V138H97ZM101 139V138H100ZM103 139H104V137H103ZM102 139V140H103ZM110 139V138H109ZM112 139V138H111ZM117 139H118V137H117ZM121 139V138H120ZM151 139H153V138H151ZM165 139V138H164ZM173 139H175V137L173 138ZM178 139H180V138H178ZM191 139V138H190ZM193 139V138H192ZM195 139V138H194ZM193 139V141H190L189 143H190V146H193V145H196L197 143H196V141ZM9 140V139H8ZM7 140V141H8ZM57 140V139H56ZM55 140V141H56ZM105 140V139H104ZM147 140V139H146ZM150 140V139H149ZM148 140V141H149ZM155 140V139H154ZM158 140V139H157ZM160 140H162V139H160ZM202 140V141H201ZM6 141V140H5ZM5 141H4V143H5ZM7 141H6V143H7ZM25 141H26V139H25ZM25 141H24V144H25ZM28 141V140H27ZM51 141V140H50ZM53 141V140H52ZM52 141H51V144H53L52 143ZM54 141V142H55ZM58 141V140H57ZM63 141V140H62ZM86 141V140H85ZM106 141V140H105ZM117 141H119V140H116V143H117ZM122 141H124V140H122ZM121 141V142H122ZM141 141H143L144 142V140H141ZM168 141H170V140H168ZM176 141V140H175ZM186 141H187V139H186ZM194 141H195V143H194ZM3 142V141H2ZM17 142H19V141H17ZM31 142H34V141H30V144H31ZM49 142V141H48ZM63 142H65V141H63ZM74 141H72V143H73ZM88 142V141H87ZM108 142H110V140H108ZM107 141L105 142V143H108ZM112 142V141H111ZM125 142V141H124ZM124 142H123V144H124ZM151 142H153V141H151ZM160 142V141H159ZM158 142V143H159ZM171 142V141H170ZM1 143V142H0ZM4 143H3V146H4ZM21 143V142H20ZM36 143H37V141H36ZM47 143V142H46ZM45 143V144H46ZM61 143V142H60ZM70 143V142H69ZM75 143V142H74ZM89 143V142H88ZM88 143H87V145H88ZM135 143V142H134ZM147 143V141L145 142V144ZM163 143V142H162ZM179 143V142H178ZM181 143V142H180ZM183 143H184V141H183ZM8 144V143H7ZM23 144V146H25ZM29 144V141H28V145L30 146V149H31V146L32 145H30ZM42 144H43V142H42ZM49 144V143H48ZM47 144V145H48ZM55 144V143H54ZM53 144V145H54ZM56 144H57V142H56ZM63 144H65V143H63ZM67 144H68V142H67ZM83 144V143H82ZM85 144V143H84ZM98 144H101V143H98ZM141 144V143H140ZM144 144V145H145ZM150 144V143H149ZM160 144V143H159ZM163 144H165V143H163ZM171 144H174V143H172L171 142ZM11 145V144H10ZM28 145H26V146H28ZM39 145V144H38ZM70 145V144H69ZM73 145V144H72ZM76 145H77V143H76ZM91 145V144H90ZM151 145V144H150ZM149 145V146H150ZM156 145V144H155ZM158 145V144H157ZM170 145V144H169ZM184 145V144H183ZM200 145V144H199ZM16 146H17V144H16ZM21 146V145H20ZM37 146V145H36ZM43 146V145H42ZM46 146V145H45ZM58 146V145H57ZM60 146V145H59ZM61 146H63V145H61ZM67 146V145H66ZM75 146V145H74ZM86 146V145H85ZM104 146H105V144H104ZM108 146H110V145H107L106 147H108ZM124 146V145H123ZM147 146V145H146ZM149 146H147V148H150ZM161 146V145H160ZM196 146H198V145H196ZM2 147V146H1ZM9 147V146H8ZM38 148H40V145L39 146H37ZM55 147V146H54ZM65 147V146H64ZM68 147H70V146H68ZM102 147V146H101ZM122 147V146H121ZM125 147H126V145H125ZM162 147V146H161ZM161 147H159L158 146V148H161ZM165 147V146H164ZM167 147V146H166ZM170 147V146H169ZM173 147V146H172ZM172 147L171 148H168V149H172ZM186 147H189V144H188V146H186ZM198 147H200V146H198ZM5 148V147H4ZM18 148V147H17ZM28 148V147H27ZM37 148V149H38ZM48 148V147H47ZM53 148V147H52ZM80 148V147H79ZM85 148V147H84ZM92 148V147H91ZM98 148V147H97ZM109 148H111V146L109 147ZM151 148H152V146H151ZM3 149V148H2ZM24 149H26V148H24ZM48 149H50V147L48 148ZM55 149H56V147H55ZM70 149V148H69ZM86 149V148H85ZM85 149H82V150H85ZM95 148H93V150H94ZM106 149V148H105ZM108 149V148H107ZM114 149L115 148H113V150L112 151H114ZM118 149H119V147H118ZM117 149V150H118ZM125 149H127V148H125ZM142 149V148H141ZM140 149V150H141ZM146 149V148H145ZM154 149V148H153ZM161 149H163V147L161 148ZM189 149V148H188ZM196 149V148H195ZM7 150V149H6ZM53 150V149H52ZM57 150V149H56ZM55 150V152H58L59 151V149H58V151H56ZM60 150H62V149H60ZM67 150H68V148H67ZM74 150V149H73ZM90 148H89V152H90ZM101 150V149H100ZM99 150V152H100V154H103V153H101L102 151H100ZM104 150V149H103ZM111 150V149H110ZM120 150H123V149H120ZM143 150V149H142ZM149 150H151V149H149ZM154 150H157L156 148L154 149ZM199 150V149H198ZM12 151V150H11ZM20 151V150H19ZM26 150H24V152H25ZM48 151V150H47ZM66 151V150H65ZM75 151V150H74ZM81 151V150H80ZM98 151V150H97ZM109 151V150H108ZM108 151H107V153H108ZM163 151V150H162ZM167 151V150H166ZM173 151V150H172ZM184 151V150H183ZM219 151V150H218ZM1 152V151H0ZM30 152V151H29ZM34 152V151H33ZM64 152V151H63ZM63 152L61 153V154H63ZM73 152V151H72ZM71 152V153H72ZM85 152V151H84ZM94 152H96V150L94 151ZM115 152H116V149H115ZM118 152V151H117ZM122 152V151H121ZM124 152V151H123ZM127 152V151H126ZM126 152H124V155H125V153ZM133 152V151H132ZM143 152V151H142ZM141 152V153H142ZM154 152V151H153ZM160 152V151H159ZM169 152V151H168ZM181 152V151H180ZM188 152V151H187ZM196 152V151H195ZM199 152H200V150H199ZM203 152V151H202ZM221 152V151H220ZM12 153H13V151H12ZM23 153V152H22ZM35 153V152H34ZM37 153V152H36ZM51 153V152H50ZM60 153V152H59ZM65 153V152H64ZM80 153V152H79ZM92 153V152H91ZM144 153V152H143ZM161 153V152H160ZM159 153V154H160ZM166 153V152H165ZM172 153V152H171ZM5 154H8V153H5ZM14 154V153H13ZM20 154V153H19ZM28 154H31V153H28ZM60 154V155H61ZM74 154V152L71 154V155H73ZM81 154H83V153H81ZM85 154V153H84ZM94 154V153H93ZM96 154H97V152H96ZM108 154H110V153H108ZM111 154H112V152H111ZM118 154H120V153H118ZM153 154H155V153H153ZM163 154V153H162ZM176 154H178V153H176ZM194 155V153H192L191 152V155ZM198 153H196V155H197ZM200 154V153H199ZM4 155V154H3ZM15 155H16V153H15ZM18 155V154H17ZM21 155V154H20ZM48 155V154H47ZM85 155H87V154H85ZM113 155V154H112ZM115 155V154H114ZM146 155V154H145ZM148 156H150L149 154H147ZM146 155V156H147ZM157 155V154H156ZM161 155V154H160ZM166 155V154H165ZM169 155H170V153H169ZM172 155H175L174 154V152L172 153ZM188 155H190V154H188ZM203 155H205V153L203 154ZM9 156V155H8ZM19 156V155H18ZM22 156V155H21ZM25 156V155H24ZM30 156V155H29ZM69 156V155H68ZM84 155H82V156H80V157H83ZM90 156V155H89ZM97 156V155H96ZM99 156V155H98ZM97 156V157H98ZM120 156H122V155H120ZM126 156V155H125ZM152 156V155H151ZM171 156V155H170ZM169 156V158H171ZM177 156V155H176ZM201 155H198V157H200ZM208 156V155H207ZM221 156V155H220ZM10 157V156H9ZM12 157V156H11ZM14 157V156H13ZM17 157V156H16ZM41 158H42V160H43V157L42 156H40ZM50 157V156H49ZM56 157H58V155L56 156ZM63 157H65V156H63L62 155V158ZM72 157V156H71ZM77 156H74V158L75 159H77L76 158ZM87 157V156H86ZM91 157V156H90ZM95 157V156H94ZM106 157V156H105ZM118 157V156H117ZM140 157H142V156H140ZM156 157V156H155ZM168 157V156H167ZM173 157V156H172ZM178 157V156H177ZM188 157V156H187ZM4 158V157H3ZM31 158V157H30ZM48 158V157H47ZM61 158V157H60ZM70 158V157H69ZM79 158V157H78ZM107 158H108V156H107ZM113 158V157H112ZM121 158V157H120ZM123 158V157H122ZM145 158H147V157H145ZM162 158V157H161ZM184 158V157H183ZM191 158V157H190ZM189 158V159H190ZM192 158H193V156H192ZM197 158V157H196ZM209 158V157H208ZM13 159V158H12ZM28 159V158H27ZM34 159H35V157H34ZM50 159V158H49ZM65 160H66V157L64 158ZM63 159V160H64ZM85 159V158H84ZM90 159V158H89ZM88 159V160H89ZM94 159V158H93ZM97 159V158H96ZM95 159V160H96ZM98 159H99V157H98ZM101 159V158H100ZM103 159H105V158H103ZM113 159H116V158H113ZM163 159H165V158H163ZM163 159H161V160H163ZM167 159V158H166ZM173 159H175L176 160V158H173ZM185 159H186V157H185ZM195 159V158H194ZM197 159H199V158H197ZM200 159H201V157H200ZM204 159V158H203ZM207 159V158H206ZM2 160H4V159H2ZM32 160V159H31ZM41 160V161H42ZM51 160V159H50ZM78 160V159H77ZM91 160V159H90ZM106 160V159H105ZM119 160V159H118ZM126 160H128L127 159V156H126ZM125 160V161H126ZM133 161H134V159H132ZM141 160H146V159H141ZM152 160V159H151ZM183 160V159H182ZM193 160V159H192ZM209 160H210V158H209ZM212 160V159H211ZM16 161V160H15ZM20 161V160H19ZM25 161V160H24ZM27 161V160H26ZM29 161V160H28ZM33 161V160H32ZM35 161V160H34ZM55 161H57V160H55ZM68 161H69V159H68ZM68 161H66L67 163H68ZM81 161H86V160H81ZM100 161V160H99ZM113 161V160H112ZM123 162H125L124 160H122ZM138 161V160H137ZM169 161V160H168ZM177 161V160H176ZM175 161V162H176ZM189 161V160H188ZM194 161V160H193ZM198 161H200V160H198ZM11 162V161H10ZM36 162V161H35ZM49 162V161H48ZM54 162V161H53ZM52 162V163H53ZM63 162V161H62ZM72 162V161H71ZM71 162L69 161V163L71 164ZM76 162V161H75ZM104 162V161H103ZM118 162V161H117ZM132 162V161H131ZM130 162V163H131ZM143 163L144 162H147V161H142ZM151 162H153V161H151ZM174 162V161H173ZM201 162V161H200ZM82 163V162H81ZM86 163V162H85ZM89 163V162H88ZM100 163V162H99ZM120 163V162H119ZM118 163V164H119ZM122 163V162H121ZM126 163V162H125ZM135 163V162H134ZM137 163V162H136ZM156 163H158V160H157V162ZM161 163H164V162H161ZM172 163V162H171ZM183 163V162H182ZM202 163V162H201ZM210 163V162H209ZM10 164V163H9ZM33 164V163H32ZM31 164V165H32ZM36 164V163H35ZM42 164H43V161H42ZM45 164H46V162H45ZM48 164H50V163H48ZM73 164V163H72ZM89 164H91V162L89 163ZM97 164V163H96ZM105 164V163H104ZM103 163L101 164L100 163V165L102 166V165H104ZM110 164V163H109ZM108 164V165H109ZM112 164V163H111ZM117 164V163H116ZM116 164H113V165H116ZM117 164V165H118ZM151 164H153V163H151ZM151 164H149V166L151 165ZM203 164H205V163H203ZM16 165V164H15ZM14 165V166H15ZM28 165V164H27ZM44 165V164H43ZM51 165V164H50ZM58 166H60V164H59V162H58V164H57ZM62 165H63V163H62ZM61 165V166H62ZM99 165V167H101ZM127 166H128V164H126ZM131 165H132V163H131ZM134 165V164H133ZM132 165V166H133ZM137 165V164H136ZM138 165H139V163H138ZM147 164L145 163V166H146ZM157 165H159V164H157ZM181 165V164H180ZM253 165H254V167H253ZM13 166V165H12ZM21 166V165H20ZM34 166H36V165H34ZM68 165H66L65 164V167H67ZM77 166H79L78 164H77ZM83 166V165H82ZM86 166H88V165H86ZM90 166V165H89ZM107 166V165H106ZM122 166V165H121ZM130 166V165H129ZM131 166V167H132ZM139 166H142V164H140ZM144 166V165H143ZM143 166L141 167V170H142V168H143ZM144 166V167H145ZM149 166H147V167H149ZM210 166V165H209ZM217 166V165H216ZM251 166V167H250ZM10 167V166H9ZM8 167V168H9ZM26 167H29V166H26ZM38 167H39V164H38ZM64 167V166H63ZM70 167H72V165H70ZM80 168H81V166H79ZM91 167V166H90ZM111 167H113V166H111ZM118 166H116V168H117ZM123 167V166H122ZM121 167V168H122ZM151 167H154V166H151ZM162 167V166H161ZM172 167H174V166H172ZM176 167V166H175ZM254 168L255 170L253 171V169H250V168ZM17 168V167H16ZM46 168V167H45ZM54 168V167H53ZM55 168H56V166H55ZM54 168V169H55ZM61 168V167H60ZM68 169H69V167H67ZM75 168V167H74ZM84 168H85V166H84ZM98 168V167H97ZM96 168V169H97ZM103 168V167H102ZM115 167H113V169H114ZM135 168H136V166H135ZM139 168V167H138ZM160 168V167H159ZM181 168H182V166H181ZM184 168V167H183ZM21 169H23V168H21ZM62 169V168H61ZM73 169V168H72ZM76 169H77V167H76ZM75 169V170H76ZM86 170H87V168H85ZM91 169H93V168H91ZM90 168H89V170H91ZM95 169V170H96ZM105 169V168H104ZM112 169V168H111ZM119 169H120V167H119ZM137 169V168H136ZM135 169V170H136ZM152 169V168H151ZM154 169V168H153ZM32 170V169H31ZM40 170H44V169H40ZM56 170H57V168H56ZM88 170V171H89ZM94 170V171H95ZM122 171H123V169H121ZM129 170V169H128ZM127 170V171H128ZM145 170V169H144ZM147 170V169H146ZM149 170V169H148ZM180 170V169H179ZM13 171V170H12ZM22 171V170H21ZM29 171V170H28ZM28 171H26V172H28ZM38 171V170H37ZM37 171H36V173H37ZM45 171H47V170H45ZM53 171V170H52ZM59 171V170H58ZM63 171V170H62ZM77 171H79V169H77ZM81 171H84V169L83 170H81ZM93 171V172H94ZM96 171H98L99 172V170H96ZM95 171V172H96ZM105 172H106V170H104ZM132 171V170H131ZM131 171H129V172H131ZM210 171H211V168H210ZM8 172V171H7ZM23 172V171H22ZM66 172V171H65ZM64 172V173H65ZM69 172V171H68ZM67 172V173H68ZM74 172V171H73ZM76 172V171H75ZM90 172V171H89ZM92 172V173H93ZM101 172H102V170H101ZM109 172V171H108ZM139 172V171H138ZM143 173H144V171H142ZM150 172V171H149ZM147 173V174H151V173ZM252 172L254 173L255 172V175H253L252 174ZM13 173V172H12ZM35 173V172H34ZM39 173V172H38ZM50 173V172H49ZM49 173H45L44 175H46V174H49ZM57 173H59V172H57ZM66 173V174H67ZM77 173V172H76ZM91 173V174H92ZM97 173V172H96ZM100 173V172H99ZM111 173V172H110ZM118 173V172H117ZM116 173V174H117ZM128 173V172H127ZM132 173V172H131ZM134 173V172H133ZM132 173V174H133ZM136 173V172H135ZM140 173H141V171H140ZM155 174H156V172H154ZM188 173V172H187ZM25 174V173H24ZM23 174V175H24ZM42 174V173H41ZM62 174V173H61ZM69 174V173H68ZM72 174V173H71ZM82 174V173H81ZM131 174V176H134V174L132 175ZM145 174H146V172H145ZM144 174V175H145ZM19 175V174H18ZM50 175V174H49ZM56 175V174H55ZM73 175H75V174H73ZM73 175H71V176H73ZM77 175V174H76ZM88 175H90L89 173H88ZM92 175H94V173L92 174ZM97 175V174H96ZM99 175V174H98ZM97 175V176H98ZM122 175H123V173H122ZM152 175V174H151ZM158 175V174H157ZM156 175V176H157ZM27 176V175H26ZM35 176V175H34ZM38 176H40V175H38ZM48 175H46V177H47ZM51 176V175H50ZM63 177H64V175H62ZM70 176V175H69ZM79 176H80V174L78 175V178H79ZM82 176V175H81ZM117 176V175H116ZM124 176V175H123ZM123 176H122V178H123ZM135 176H136V174H135ZM134 176V177H135ZM147 176V175H146ZM150 176V175H149ZM154 176V175H153ZM155 176V177H156ZM53 177V176H52ZM66 177V176H65ZM88 177V176H87ZM91 177V176H90ZM121 176H119V178H120ZM125 177V176H124ZM148 177V176H147ZM162 177V176H161ZM33 178V177H32ZM35 178V177H34ZM56 178H58V176L56 177ZM69 178V177H68ZM74 178V177H73ZM76 176H75V182L77 183V180H76ZM86 178V177H85ZM89 178V177H88ZM96 178V177H95ZM105 178H107V177H105ZM105 178H104V185H105V181H109L108 179L107 180H105ZM137 178V177H136ZM148 178H150V177H148ZM157 178V177H156ZM17 179V178H16ZM44 179V178H43ZM55 179V178H54ZM62 179H64V178H62ZM61 179V180H62ZM82 179V178H81ZM92 181H93V179L92 178H90ZM97 179V178H96ZM95 179V180H96ZM116 179H117V177H116ZM115 179V180H116ZM121 179V178H120ZM125 179H127L126 177H125ZM168 179V178H167ZM49 180H53V179H50L49 178ZM73 180V179H72ZM79 180V179H78ZM89 180V179H88ZM87 180V181H88ZM102 180V179H101ZM100 180V181H101ZM111 180V179H110ZM119 180V179H118ZM129 180V179H128ZM139 180V179H138ZM145 180H147L146 178H145ZM151 180V179H150ZM230 180V179H229ZM21 181V180H20ZM39 181V180H38ZM43 181V180H42ZM56 181V180H55ZM66 180H64L63 181V183L65 182ZM69 181H70V178H69ZM84 181V180H83ZM90 181V180H89ZM113 181H114V179H113ZM156 181V180H155ZM167 181V180H166ZM5 182H6V180H5ZM46 182V181H45ZM50 181H48V183H49ZM67 182H68V180H67ZM66 182V183H67ZM71 182V181H70ZM85 182H86V180H85ZM112 182V181H111ZM119 182V181H118ZM121 182H122V180H121ZM125 182H126V180H125ZM124 182V183H125ZM130 182H131V180H130ZM148 182H150V181H148ZM154 182V181H153ZM217 182V181H216ZM26 183V182H25ZM38 183V182H37ZM43 183V182H42ZM51 183H52V181H51ZM54 183V182H53ZM65 183V184H66ZM69 183V182H68ZM67 183V184H68ZM73 183H74V181H73ZM90 183V182H89ZM97 183H100V182H98L97 181ZM102 183V182H101ZM113 183H115V182H113ZM123 183V185L124 186H126L125 184L127 183H125L124 184ZM133 183V182H132ZM151 183H152V180H151ZM161 183V182H160ZM163 183V182H162ZM23 184V183H22ZM33 184V183H32ZM41 184V183H40ZM44 184V183H43ZM72 184V183H71ZM75 184V183H74ZM93 184H95L94 182H93ZM107 184H109V183H107ZM128 184V186L130 185L129 183H127ZM146 184V183H145ZM144 184V185H145ZM156 184V183H155ZM222 184V183H221ZM226 184V183H225ZM21 185V184H20ZM19 185V186H20ZM35 185H36V183H35ZM98 185V184H97ZM103 185V186H104ZM135 185H137V184H135ZM153 185H154V183H153ZM159 185V184H158ZM223 185V184H222ZM230 185V184H229ZM229 185H227V186H229ZM11 186V185H10ZM18 186V187H19ZM42 186H44V185H42ZM41 186V187H42ZM48 186V185H47ZM55 186V185H54ZM53 186V187H54ZM78 186V185H77ZM96 186V185H95ZM112 186V185H111ZM117 186V185H116ZM115 186V187H116ZM122 186V185H121ZM123 186V187H124ZM127 186V187H128ZM147 186V185H146ZM150 186V185H149ZM156 186H157V184H156ZM8 187V186H7ZM22 187V186H21ZM33 187V186H32ZM45 187H46V185H45ZM62 187V186H61ZM61 187H59V188H61ZM72 187V186H71ZM94 187V186H93ZM98 187H100V186H98ZM106 187H108V185L106 186ZM113 187H114V185L112 186V189H113ZM126 187V188H127ZM131 186H129V188H130ZM136 187V186H135ZM143 187V186H142ZM158 187H160V186H158ZM259 187H261L262 188V190L261 189H259ZM73 188H74V186H73ZM77 188V187H76ZM81 188H82V186H81ZM95 188V187H94ZM100 188H103V187H100ZM99 188V189H100ZM104 188H105V186H104ZM103 188V189H104ZM120 188H122V187H120ZM119 188V189H120ZM146 188V187H145ZM144 188V189H145ZM167 188V187H166ZM23 189V188H22ZM47 189H49V188H47ZM78 189H79V191H80V187H78ZM86 189H89V188H87L86 187ZM95 189H97V188H95ZM123 189V192H124V189L125 188H122ZM134 188H132V190H133ZM143 189V188H142ZM3 190V189H2ZM10 190V189H9ZM29 190H31V189H29ZM51 190V189H50ZM60 190V189H59ZM58 190V191H59ZM67 190V189H66ZM84 190V189H83ZM89 190H91V189H89ZM98 190V189H97ZM130 189H128L127 191H129ZM131 190V191H132ZM137 190V189H136ZM153 191H154V189H152ZM17 191V190H16ZM39 191H40V188H39ZM57 191V190H56ZM55 191V192H56ZM61 191H62V189H61ZM68 191H70V189L68 190ZM76 191V190H75ZM103 191V190H102ZM108 191V190H107ZM116 191V190H115ZM126 191V192H127ZM146 191H147V189H146ZM167 191V190H166ZM233 193H232V192ZM42 192V188H41V191H40V193ZM46 192V191H45ZM51 192V191H50ZM76 192H78V191H76ZM85 192H86V190H85ZM84 192V193H85ZM91 192V191H90ZM94 192H95V190H94ZM97 193H99L98 191H96ZM106 192V191H105ZM110 192V191H109ZM113 192V190L111 191V193ZM120 192H121V190H120ZM149 192H152V191H149ZM161 192V191H160ZM251 192H253L254 194L253 195H255V198L254 199H252V200H249L248 198L247 199H237V197L238 196H236L234 193H241V194H249V193H251ZM18 193V192H17ZM16 193V194H17ZM27 193L29 194V192L27 191ZM33 193V192H32ZM31 193V194H32ZM39 193V194H40ZM47 193H49V191L47 190ZM71 193V192H70ZM89 192L87 191V193H85L86 195L88 194ZM103 193H104V191H103ZM108 193V192H107ZM106 193V194H107ZM114 193V192H113ZM113 193H112V195H113ZM118 193H119V191H118ZM134 193H136V192H134ZM133 193V194H134ZM141 193V192H140ZM162 193V192H161ZM5 194V193H4ZM12 194V193H11ZM11 194L9 195V196H11ZM21 194V193H20ZM19 194V195H20ZM43 194H44V191H43ZM49 194H51V193H49ZM91 194V193H90ZM105 194V195H106ZM115 194V193H114ZM120 194V193H119ZM128 194V192L127 193H125V194H123V195H127ZM132 194V193H131ZM155 194V193H154ZM164 194V193H163ZM212 194V193H211ZM30 195V194H29ZM42 195V194H41ZM40 195V196H41ZM57 195V194H56ZM55 195V196H56ZM59 195H61V194H59ZM63 195V194H62ZM66 195V194H65ZM76 195H77V193H76ZM80 196L82 195V193L80 192V194H79ZM97 195V194H96ZM102 195H104V194H102ZM136 196H137V193L135 194ZM141 195H142V193H141ZM8 196V195H7ZM39 196V195H38ZM43 196V195H42ZM48 196V195H47ZM50 196V195H49ZM73 196H74V194H73ZM116 196V195H115ZM133 196V195H132ZM135 196V197H136ZM144 196V195H143ZM143 196H141V197H143ZM146 196V195H145ZM154 196V195H153ZM160 197H161V195H159ZM158 196V197H159ZM179 196V195H178ZM25 197V196H24ZM44 198L46 197V196H43ZM63 197V196H62ZM61 197V198H62ZM93 197H96V196H93ZM103 197V196H102ZM102 197H100V198H102ZM111 197V196H110ZM125 196H123V198H124ZM130 197V196H129ZM139 197V196H138ZM160 197H159V199H160ZM257 197V198H256ZM44 198H42L43 200H45ZM49 198V197H48ZM53 198H54V196H53ZM67 198V197H66ZM73 198H75L76 199V197H73ZM78 198H80L79 196H78ZM83 198V197H82ZM81 198V199H82ZM87 198H88V196H87ZM86 198V199H87ZM98 198V197H97ZM106 198H107V196H106ZM105 198V199H106ZM114 198V197H113ZM149 198V197H148ZM164 198V197H163ZM162 198V199H163ZM166 198V197H165ZM32 199V198H31ZM38 199H40V198H38ZM51 199H52V196H51ZM56 199V198H55ZM94 199V198H93ZM110 199V198H109ZM115 199H116V197H115ZM114 199V200H115ZM118 199H119V196H118ZM129 199V198H128ZM131 199V198H130ZM135 199V198H134ZM137 199V198H136ZM147 198H145V200H146ZM156 199H158L157 197H156ZM251 199V198H250ZM23 200V199H22ZM47 200V199H46ZM60 200V199H59ZM58 200V201H59ZM63 200V199H62ZM66 200V199H65ZM68 200V199H67ZM71 200V199H70ZM69 200V201H70ZM73 200V199H72ZM84 200V199H83ZM88 200H89V198H88ZM95 200H96V198H95ZM100 200V199H99ZM99 200H98V202H99ZM103 200V199H102ZM107 200H108V198H107ZM123 201H125L124 199H122ZM127 200V199H126ZM138 200V199H137ZM136 200V201H137ZM143 200H144V198H143ZM220 200V199H219ZM33 201H35V199H33ZM57 201V202H58ZM64 201V200H63ZM78 201V199L75 201L76 203H78L77 202ZM109 201V200H108ZM111 201H113L112 199H111ZM118 201V200H117ZM120 201V200H119ZM129 201V200H128ZM128 201H127V203H128ZM132 201H133V199H132ZM150 201V200H149ZM157 201V200H156ZM196 201V200H195ZM206 201V200H205ZM225 201V202H226ZM46 202V201H45ZM44 202V203H45ZM48 202V201H47ZM51 202H53V201H50V203ZM65 202H68V201H65ZM80 202V201H79ZM85 202H88V201H86L85 200ZM84 202V203H85ZM96 202V201H95ZM140 202V201H139ZM159 202V201H158ZM158 202H156V203H158ZM166 202H167V199H166ZM224 202V203H225ZM28 203V202H27ZM34 203V206H35V204H37L36 202H33ZM42 203V202H41ZM43 203V204H44ZM50 203L49 204H47V205H49L50 206ZM54 203L56 204V202H55V200H54ZM64 203V202H63ZM62 203V204H63ZM69 203V202H68ZM74 203V202H73ZM73 203H72V205H73ZM93 203H94V201L92 202V204H91V199H90V204L91 205H93ZM102 203H103V201H102ZM113 203V202H112ZM133 203V202H132ZM141 203H142V201H141ZM60 204V203H59ZM80 205L81 204H83V203H79ZM99 204V203H98ZM101 204V203H100ZM120 204H122V203H120ZM125 204V203H124ZM140 204V203H139ZM147 204H148V202H147ZM163 204V203H162ZM11 205H12V203H11ZM24 205V204H23ZM30 205V204H29ZM28 205V206H29ZM33 205V204H32ZM37 205H40L39 207H41V210L43 209V207L41 206V204H37ZM52 205V204H51ZM57 205V204H56ZM68 205H70V204H68ZM87 205V204H86ZM130 205V204H129ZM133 205V204H132ZM142 205V204H141ZM151 205V204H150ZM13 206H14V204H13ZM17 206V205H16ZM64 206V205H63ZM73 206H75V205H73ZM72 206V207H73ZM95 206V205H94ZM93 206V207H94ZM104 206V205H103ZM105 206H106V204H105ZM114 206V205H113ZM117 206V205H116ZM120 206V205H119ZM126 206V205H125ZM144 206V205H143ZM157 206V205H156ZM31 208H32V206H30ZM36 207V206H35ZM64 207H66V206H64ZM63 207V208H64ZM77 207H79V206H77ZM81 207V206H80ZM83 207V206H82ZM86 207V206H85ZM88 207V206H87ZM98 207V206H97ZM101 207V206H100ZM128 207V206H127ZM146 207V206H145ZM147 207H149V205L147 206ZM161 207V206H160ZM22 208V207H21ZM50 208V207H49ZM55 208H57V206L55 207ZM59 208V207H58ZM95 208H96V206H95ZM104 209H105V207H103ZM107 208V207H106ZM109 208V207H108ZM116 208V207H115ZM122 208V206L120 207V209ZM126 208V207H125ZM138 207H136V209H137ZM11 209V208H10ZM19 209V208H18ZM23 209V208H22ZM25 209V208H24ZM46 209V208H45ZM68 209H69V207H68ZM99 209V208H98ZM97 209V210H98ZM102 209V208H101ZM110 209V208H109ZM119 209V210H120ZM127 209V208H126ZM131 209H133V208H131ZM145 209V208H144ZM144 209H141V210H143L144 211ZM150 209V208H149ZM177 209V208H176ZM230 209H234V210H236V212H235V215L234 216H230L231 214H230ZM1 210V209H0ZM51 210V209H50ZM56 210V209H55ZM77 210V209H76ZM75 210V211H76ZM85 210V209H84ZM91 210V209H90ZM94 210V209H93ZM157 210V209H156ZM164 210V214H163V216H164V218H165V221H166V223H168V224H170V223H172V224H175V226L174 227H182V224H183V221L184 220H182L180 217H177V218H175L174 219V217H172V215L174 214V213H172L170 210H165V209H163ZM212 210H214V209H212ZM249 210L252 212L251 214H248L249 213ZM3 211V210H2ZM24 211V210H23ZM47 211V210H46ZM61 211H62V209H61ZM65 211V210H64ZM63 211V212H64ZM79 211H80V209H79ZM78 211V212H79ZM86 211V210H85ZM103 211V210H102ZM107 212L109 211V210H106ZM105 211V212H106ZM113 211V210H112ZM115 211V210H114ZM124 211H125V209H124ZM136 211V210H135ZM135 211H133V213L135 212ZM151 210H149L148 212H150ZM158 211V210H157ZM177 211V210H176ZM216 211V210H215ZM17 212V211H16ZM20 212V211H19ZM34 212H36L35 210H34ZM39 212V211H38ZM65 212H67V211H65ZM77 212V211H76ZM92 212V211H91ZM98 212V211H97ZM107 212L104 214V215H106L107 214ZM121 212V211H120ZM127 212V211H126ZM142 212V211H141ZM159 212V211H158ZM175 212V211H174ZM179 212V211H178ZM187 212H189V211H187ZM191 212V211H190ZM194 212V211H193ZM15 213V212H14ZM25 213V212H24ZM57 213H58V211H57ZM86 213H88V212H86ZM101 213V212H100ZM104 213V212H103ZM108 213H110V212H108ZM140 213V212H139ZM176 213V212H175ZM184 213V212H183ZM40 214V213H39ZM53 214V213H52ZM62 214V213H61ZM76 214V213H75ZM83 215H84V213H82ZM95 213H93V215H94ZM113 214V213H112ZM128 214V213H127ZM136 214V213H135ZM142 214H144L143 212H142ZM142 214H140V215H142ZM160 214V213H159ZM185 214V213H184ZM193 214V213H192ZM198 214V213H197ZM230 214V215H229ZM234 214V213H233ZM19 215V214H18ZM58 215V214H57ZM63 215V214H62ZM77 215H78V213H77ZM96 215H98V214H96ZM103 215V214H102ZM122 215V214H121ZM125 215V214H124ZM138 215V214H137ZM136 215V216H137ZM145 215V214H144ZM143 215V216H144ZM146 215H150V214H147L146 213ZM151 215H153V213L151 212ZM182 215V214H181ZM211 215V214H210ZM26 216V215H25ZM28 216V215H27ZM33 216H35V215H33ZM71 216H73V215H71ZM76 216V215H75ZM85 216V215H84ZM99 216V215H98ZM107 216V215H106ZM115 216H119L118 214L116 215L115 214ZM123 216V215H122ZM131 216V215H130ZM177 216H178V214H177ZM183 216V215H182ZM2 217V216H1ZM39 217V216H38ZM59 217H60V215H59ZM64 216H62V218H63ZM81 217V216H80ZM88 217V216H87ZM86 217V218H87ZM95 217V216H94ZM112 217V216H111ZM126 217H128V216H126ZM147 216H145V218H146ZM151 216H149V218H150ZM153 217V216H152ZM152 217H151V219H152ZM158 217V216H157ZM189 217V216H188ZM5 218V217H4ZM21 218V217H20ZM49 218V217H48ZM57 218V217H56ZM67 218V217H66ZM66 218L64 219V220H66ZM71 218V217H70ZM99 218H102V217H100L99 216ZM104 218V217H103ZM121 218V217H120ZM124 218V217H123ZM155 218V217H154ZM153 218V219H154ZM217 218V217H216ZM2 219V218H1ZM24 219V218H23ZM26 219H27V217H26ZM32 219V218H31ZM34 219V218H33ZM74 219V218H73ZM77 219H78V217H77ZM76 219V220H77ZM113 219V218H112ZM122 219V218H121ZM131 219V218H130ZM133 219V218H132ZM139 219L141 220V217H139ZM148 219V218H147ZM162 219V218H161ZM218 219V218H217ZM22 220V219H21ZM50 220V219H49ZM55 220V219H54ZM60 220V219H59ZM63 220V222H65ZM93 220V219H92ZM96 220H99V219H96ZM118 220H119V218L117 219V221H115V222H118ZM160 220V219H159ZM189 220V219H188ZM187 220V222H189ZM191 220V219H190ZM15 221V220H14ZM30 221V220H29ZM39 221V220H38ZM37 221V222H38ZM83 221V220H82ZM88 221V220H87ZM101 221V220H100ZM122 221V220H121ZM135 221H136V219H135ZM21 222V221H20ZM24 222V221H23ZM27 222V221H26ZM41 222H43V221H41ZM46 222V221H45ZM60 222V221H59ZM74 222V221H73ZM86 222V221H85ZM89 222V221H88ZM91 222V221H90ZM93 222V221H92ZM114 222V221H113ZM123 222V221H122ZM138 222V221H137ZM143 222V221H142ZM151 222V221H150ZM153 222V221H152ZM186 222V223H187ZM22 223V222H21ZM28 223V222H27ZM32 223H34V221H32ZM44 223V222H43ZM43 223L41 224V225H43ZM77 223V222H76ZM100 223H102V222H100ZM119 223V222H118ZM124 223H126L125 222V220H124ZM155 223H157V222H155ZM160 223V222H159ZM159 223H158V225H159ZM164 223V222H163ZM191 223H192V221H191ZM218 223V222H217ZM36 224V223H35ZM77 224H79V223H77ZM82 224V223H81ZM105 225H107L106 223H104ZM110 224V223H109ZM113 224H116V223H113ZM112 224V225H113ZM120 224H122V223H120ZM129 224V223H128ZM154 224V223H153ZM188 224V223H187ZM23 225V224H22ZM26 225V224H25ZM34 225V224H33ZM48 225V224H47ZM66 225H67V223H66ZM69 225V224H68ZM70 225H71V222H70ZM95 225H97V222H96V224ZM105 225L103 226V227H105ZM126 225V224H125ZM130 225H131V223H130ZM146 225V224H145ZM152 225V224H151ZM164 225V224H163ZM162 225V226H163ZM171 225V224H170ZM191 225V224H190ZM194 225V224H193ZM206 225V224H205ZM215 225V224H214ZM89 226V225H88ZM94 226V225H93ZM115 226V225H114ZM117 226H118V224H117ZM167 226V225H166ZM169 226V225H168ZM43 227L44 226H32L31 225V227L30 226H28V227H23V228H20V229H18V230H16V231H13V232H11V231H8V232H5V231H3V233L1 234L0 233V241H1V243L2 244H4V245H17V244H19V243H21L20 241H22L23 240V238H25V237H27L28 236V234H31L32 235V233H34V232H37V231H41V230H43ZM46 227V226H45ZM49 227H50V225H49ZM78 227H79V225H78ZM121 227V226H120ZM135 227V226H134ZM97 228V227H96ZM102 228V227H101ZM118 228H119V226H118ZM124 228V227H123ZM131 228H133V227H131ZM139 228V227H138ZM137 228V229H138ZM148 228V227H147ZM158 228V227H157ZM156 228V229H157ZM159 228H161V227H159ZM172 228V227H171ZM219 228H221V227H219ZM110 229H111V227H110ZM112 229H113V227H112ZM115 229V228H114ZM125 229V228H124ZM142 229H144V228H142ZM163 229H165V228H163ZM204 229H206V228H204ZM215 229V228H214ZM232 229V230H233ZM46 230V229H45ZM103 230V229H102ZM121 230V229H120ZM148 230V229H147ZM146 230V231H147ZM160 230V229H159ZM169 230H171V229H169ZM231 230V231H232ZM115 231V230H114ZM118 231V230H117ZM126 231V230H125ZM149 232H151L150 230H148ZM177 231V230H176ZM218 231V230H217ZM95 232V230L93 231V233ZM96 232H98L97 230H96ZM120 232V231H119ZM127 232V231H126ZM129 232H130V229H129ZM135 232V231H134ZM142 232V231H141ZM157 232H158V230H157ZM164 232V231H163ZM6 233V234H5ZM100 233V232H99ZM104 233V232H103ZM103 233H101L102 235H103ZM111 233V232H110ZM135 233H137V231L135 232ZM152 233H153V231H152ZM171 233V232H170ZM179 233V232H178ZM181 233V232H180ZM185 233V232H184ZM155 234H157V233H155ZM162 234V233H161ZM160 234V235H161ZM34 235V234H33ZM109 235V234H108ZM108 235H106V236H108ZM148 235H150L149 233H148ZM159 235V234H158ZM168 235V234H167ZM186 235H188V234H186ZM222 235V234H221ZM262 235V234H261ZM95 236V235H94ZM118 236V235H117ZM144 236V235H143ZM142 236V237H143ZM146 236V235H145ZM63 237H65V236H63ZM67 237V236H66ZM93 237V236H92ZM114 237V236H113ZM132 237V236H131ZM131 237H129V238H131ZM134 237V236H133ZM137 237H138V235H137ZM137 237H136V239L135 240H137L136 242V244H138V239H137ZM155 237V236H154ZM189 237V236H188ZM70 238V237H69ZM114 238H116V237H114ZM119 238V237H118ZM117 238V239H118ZM162 238V237H161ZM160 238V239H161ZM163 238H165V237H163ZM28 239V238H27ZM83 239V238H82ZM109 239H111V237L109 238ZM122 239V238H121ZM133 239V238H132ZM142 239H144V238H142ZM69 240V239H68ZM114 240V239H113ZM208 240V239H207ZM259 240V239H258ZM26 241V240H25ZM86 241V240H85ZM106 241V240H105ZM144 241V240H143ZM149 241H150V239H149ZM115 242V241H114ZM156 242V241H155ZM35 243V242H34ZM123 243V242H122ZM37 245H38V243H36ZM68 243H67V240L66 239H60V238H58L56 241H54L53 243H49L48 245L46 244V246H42V247H40V246H36V248H35V252L32 254V255H30V254H28V255H21V256H17L16 257V259H14L15 261H13V263L12 264H90L88 261L90 260V257H91V253H90V249H91V247H89L87 244H86V242L85 243H81L82 245L81 246H77V248H75L76 250H74L73 252H70V253H67V251L66 252H64L63 250H62V248L65 246V245H67ZM121 244V243H120ZM141 244V243H140ZM145 244H147V243H145L144 242V245ZM41 245V244H40ZM115 245V244H114ZM142 245V244H141ZM148 245V244H147ZM203 245V244H202ZM125 246H127V245H125ZM150 246H151V244H150ZM21 247V246H20ZM33 247V246H32ZM35 247V246H34ZM67 247H68V245H67ZM66 247V248H67ZM149 247V246H148ZM148 247H146V246H129V248H125L124 250H122V248H118L117 250H115L114 252H112V255L115 257V259H119V260H128V261H131L130 262V264L132 263V264H138L140 261H144V258L145 257H147L148 255L147 254H149L150 253V249L148 250ZM160 247V246H159ZM73 248V247H72ZM153 248V247H152ZM70 249V248H69ZM160 249V248H159ZM111 250V249H110ZM217 250V252L218 253H221L222 254V256L226 259V261H228V262H226L227 264H238L239 262H237L235 259H232L231 261H229L228 260V257H226V255L223 253V251H221V252H219V249H215V251ZM70 251V250H69ZM153 251L154 252H157V250H154L153 249ZM161 252V251H160ZM93 253V252H92ZM98 253V252H97ZM159 253V252H158ZM96 254V253H95ZM109 255H111V253H109ZM149 255H151V254H149ZM206 255V254H205ZM98 256V255H97ZM96 256V257H97ZM158 256V255H157ZM159 257H162V256H159ZM95 258V257H94ZM165 258V257H164ZM234 258V257H233ZM238 259V260H239ZM93 260V259H92ZM95 260V259H94ZM152 260V259H151ZM127 261V262H128ZM153 261V260H152ZM121 262V261H120ZM123 262V261H122ZM155 263V262H154ZM127 264V263H126ZM146 264V263H145ZM151 264V263H150ZM160 264H168V262H167V260H162L161 262H160ZM214 264V263H213ZM240 264V263H239ZM242 264V263H241ZM244 264V263H243Z\"/></svg>",
    "mask_w": 264,
    "mask_h": 264
}]
</instances>
